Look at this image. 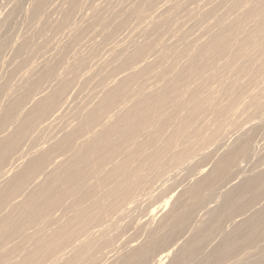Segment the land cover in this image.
Wrapping results in <instances>:
<instances>
[{"label":"bare ground","instance_id":"1","mask_svg":"<svg viewBox=\"0 0 264 264\" xmlns=\"http://www.w3.org/2000/svg\"><path fill=\"white\" fill-rule=\"evenodd\" d=\"M36 1V0H35ZM35 1L32 2L35 3ZM38 1V0H37ZM36 1V2H37ZM45 0H39L36 4H34L31 8L29 7V11L30 9H32V15H29V16H37L39 13H41V10L44 11V2ZM72 1V0H71ZM80 0H73L72 2H69L71 4H69V6L71 5V8L66 10L64 12V15H62L61 17H63L59 22L58 27L57 26H53L54 28L57 29H62L63 27L65 28V26L67 25H70L73 23L71 22V18H72V15H73V10H75V8L80 4L79 2ZM108 1V0H107ZM106 1V3H107ZM111 1V0H110ZM131 1V0H130ZM129 1V2H130ZM139 1V0H138ZM187 1V0H186ZM197 1V0H196ZM204 1V0H203ZM208 1V0H207ZM213 1V0H212ZM5 2V1H4ZM49 2V1H48ZM47 2V4H48ZM59 2V1H57ZM66 2V1H65ZM68 2V1H67ZM127 2V0H126ZM134 2V1H133ZM142 1H139L137 2L136 4H139L141 6V4L143 5V2L141 3ZM147 2V1H145ZM182 2V1H181ZM218 3L216 4L217 6L216 7H213V8H209L207 9L206 8V11L204 10V13H203V18L202 20H205V22H208L207 24L203 23L204 26L201 28V32L202 34H205L208 38L205 40V41H200L201 40V35L200 37H197L196 39H192L191 40V43H189L187 41V38L184 34H181V32H177L181 38H184V40L182 39V41H185V44H182L184 46V48L182 50H177L175 49V47L173 46H165V44L163 45V43L160 41V38L158 37L160 32H164V31H167V32H175V30L173 28H171V25L173 23H170L171 21L173 22L172 19L176 20L175 17L177 14L175 13V11L177 12L178 9V1H177V4L175 5H170L169 7V10H172V9H176L174 11V14L173 12L169 11L170 14H166L165 16L163 14L161 15H156V16H151L147 22V24L144 25V27H141L139 26L140 30H133V33H137L141 30L145 31V32H148L149 34V38H145V41L143 42H140L138 44H136L134 46V50L133 52L131 51L128 55H126V51L124 49L123 51V47L122 50L118 49H111L112 52H118V54H115L116 58L113 57L115 59V64H113L114 68L117 70L119 69L121 72H123L124 74L121 75V77L115 82H113L114 84L112 85H105V84H101L102 85V90H104L105 92H102V94L104 93V96L102 95V99H97V100H100L98 101V104L95 106V107H92V109L90 108V104H89V108L88 111L85 109V112L83 111V113L81 112V114H77L76 116V119L78 120V124L77 126H75L74 128H71L68 129L70 131H68L66 129V131L68 132H65L63 135V137L61 139H58L59 141L55 140L56 143L54 144H49L50 147L48 150H45V151H41L42 149H39L38 150V153H35L37 155L32 156L31 152H27L29 150H25L23 151V146L24 144L26 143V146L27 145V141L29 139L32 140V137H33V132L36 130L37 131V134H38V130L37 129H48L47 128V119L51 118L50 116H56V119L57 118H60L61 117V113H59L61 110V108L63 107V105L65 103H67V101L64 103V98L65 97V94H66V91H68V88L73 84L74 80L75 79H78V78H75L74 77V67L73 66H84V64L82 65V62L81 64L79 63L78 65H73L71 66V68H67L66 69V73H71L69 75H72L71 77L69 76V78L65 79L66 77H63L64 80L62 79L61 81V78H60V83L57 81L59 80L58 77H60V75L58 76V73H56V70L55 68L57 67L56 64L53 65H45L44 68H43V72L41 74L40 77L38 78H32V75H31V78L32 80H30L31 78L29 76L30 81L27 83V86L24 87V90L23 92H21V96L19 97H16L17 100H15L13 97L12 99H14L15 101H13L12 99H9V101H13V104L10 105V107L8 106V108L6 109L5 108V111L3 112L2 114V117H1V121H0V182L3 180L2 178L8 173H12L11 172V169H12V166L13 164L15 163L16 165H18L16 162L19 161L18 163H20V160H22L21 162H23L24 158H28V161L24 163V165L22 166V164L20 165L21 169L20 168H17L18 171L13 172L15 173L8 181H6L3 185L1 184L0 186V249L5 247V245L11 240L10 243H12V240L22 237L23 235L27 238H30L33 242L31 243L29 241V239H27V241H20L22 242L21 244H25V242L27 243L28 241L34 246V248L32 247V245L30 244L29 247L30 249L33 248L32 250L28 251L27 253L23 251H20V252H23L25 254H21L23 257L21 259V261H17L18 263L17 264H35L37 263L38 261L40 260H44L45 258L49 259L48 257H55V259H52L54 261V263L52 262V264H57L58 261H61L63 260V258L61 259L60 257L58 256H62L64 257L63 255H65L64 253V250L66 249L67 250V247L69 246L71 248V245L74 246V240H76L78 238V233L79 232H82V231H86V230H90L89 227H91V225H95V227L97 226H100V225H96V224H100L99 222L101 220H104V216H106L107 214H109L110 212H119L121 208H123L122 211H124V207H126L125 205L127 204H131V202H134L135 198L134 199V182L136 181V179L138 180L139 178V174H138V178H134L133 177L137 174H135L136 170H133L132 166L134 165V163H138L139 161H141V159H145L146 162H149L151 165L152 164H155L158 162L159 158L163 155V154H166L168 151L172 150L175 148L176 144L179 142V140L181 141L183 137H192L191 135V128H194L195 124H197V120L199 117V115L201 114H204L205 112H209V111H212V113H215L218 115L221 114V113H224L225 111H230L232 106H233V103L234 102H241L242 100L244 102H246L244 100V98H246L245 96V90H246V87L250 88L251 87V91H252V88H256L259 87L261 84L264 85V0H220V1H217ZM15 3V2H13ZM51 3V2H50ZM52 3L54 4V2L52 1ZM51 3V4H52ZM61 3V2H60ZM82 3V1H81ZM105 3V4H106ZM131 3V2H130ZM152 3V2H150ZM159 3V2H158ZM168 3V2H167ZM189 3V2H188ZM212 3V2H211ZM214 3V1H213ZM16 4L18 3H15L13 5L15 6H12V8L16 7ZM30 4V3H29ZM46 4V3H45ZM50 4V5H51ZM121 4V3H119ZM127 4V3H126ZM132 4V3H131ZM134 4V3H133ZM148 4V3H146ZM156 4V3H154ZM172 4V3H171ZM174 4V3H173ZM49 5V6H50ZM55 5V4H54ZM91 5V4H90ZM145 5V4H144ZM153 5V4H152ZM183 5V4H182ZM62 6V5H61ZM81 6V4H80ZM121 6V5H120ZM120 6L118 8H120ZM123 6V5H122ZM134 5H132L131 7H133ZM140 6L136 7L139 11L141 10L140 9ZM151 6V5H150ZM148 5V7H150ZM213 5H211L212 7ZM48 7V6H47ZM52 7V5H51ZM50 7V8H51ZM99 7V6H97ZM95 7V10L96 8ZM124 7V6H123ZM130 7V8H131ZM143 7V6H142ZM141 7V8H142ZM147 7V6H146ZM160 7V6H158ZM165 7V6H164ZM19 8V6H18ZM17 8V9H18ZM43 8V9H42ZM57 8V7H56ZM63 8V7H62ZM81 8V7H79ZM83 8V7H82ZM90 8V7H89ZM105 9L107 7H104ZM128 8V7H127ZM126 8V9H127ZM135 8V7H134ZM129 9V12L125 11L124 8L119 9L121 12H118L115 8V11H117L119 14L116 16L118 17L119 19V23H118V26L116 24L117 27H121L120 29H122L124 27V25L127 24L128 20L129 19H133L140 15L138 14V10L137 9ZM144 8V7H143ZM152 8V7H151ZM184 8V7H183ZM16 9V10H17ZM20 9V8H19ZM77 9V8H76ZM104 9V10H105ZM110 9V8H109ZM155 9V8H154ZM193 9V8H192ZM14 9H12L7 15L6 17H4V19L2 20V18L0 19V57L2 56V54L6 51L8 52L9 50H13L14 48H16V50H14V52L16 53H19V50L22 48L20 46L16 47V45H14V40L13 37L12 38H9V36H7L9 32H4V29H7V27H9L11 21H12V16L14 17V12H13ZM98 10V9H97ZM99 10H101L99 8ZM111 10V9H110ZM152 10V9H151ZM195 10V9H193ZM15 11V10H14ZM20 11V10H19ZM42 11V12H43ZM63 11V10H61ZM114 11V10H113ZM113 11H111L110 13H112ZM76 13V10L74 11ZM93 12V11H92ZM95 12V11H94ZM164 12V11H162ZM166 12V11H165ZM187 12V10H186ZM191 12V11H190ZM31 14V12H29ZM100 13V12H99ZM106 13V12H105ZM114 13V12H113ZM185 13V11H184ZM201 13V12H200ZM14 14V15H13ZM18 14V13H17ZM42 14V13H41ZM40 14V16H41ZM78 14V13H77ZM92 14V13H91ZM108 15V13H106ZM158 14V13H157ZM179 14V13H178ZM199 14V13H198ZM43 15V14H42ZM45 15V14H44ZM113 15V14H112ZM142 15V14H141ZM152 15V13H151ZM175 15V16H174ZM192 15V14H191ZM194 15H195V12H194ZM84 17V16H83ZM90 17H92L90 15ZM141 17V16H140ZM189 17V16H188ZM192 17V16H191ZM190 17V19H191ZM196 17V16H195ZM194 17V18H195ZM198 17V16H197ZM34 18V17H33ZM36 18V17H35ZM40 18V17H39ZM99 18V17H98ZM139 18V17H138ZM148 18V17H147ZM193 18V17H192ZM15 19V18H14ZM54 19V18H53ZM85 19V17H84ZM88 19V18H86ZM96 19V17L94 18ZM115 19V18H114ZM117 19V20H118ZM189 19V18H188ZM200 19V18H199ZM197 18V20H199ZM32 20V18H31ZM73 20V19H72ZM97 20V19H96ZM134 20V19H133ZM54 21V20H53ZM93 21V20H92ZM95 21V20H94ZM114 21V20H113ZM136 21V20H135ZM140 21V20H139ZM186 21V19H185ZM196 20H192V22ZM201 21V19H200ZM30 22V21H29ZM74 22V21H73ZM102 22V20H101ZM99 22V23H101ZM104 22V21H103ZM191 22V23H192ZM13 23V21H12ZM70 23V24H69ZM89 23V22H88ZM91 23V21H90ZM96 23V22H95ZM98 23V24H99ZM175 23V22H174ZM178 23V22H177ZM184 23V22H183ZM194 23V22H193ZM192 23V24H193ZM200 24V22H198ZM45 24V23H43ZM103 24V23H102ZM101 24V25H102ZM196 24V23H195ZM198 24V26H199ZM15 25V24H13ZM38 25V24H37ZM55 25V24H54ZM70 25L72 28L73 26L75 25ZM88 25V24H87ZM114 25V24H113ZM128 25V24H127ZM194 25V24H193ZM40 26V25H39ZM82 26V25H81ZM105 26V25H103ZM115 26L116 30H118V28ZM123 26V27H122ZM182 26V25H181ZM195 26V25H194ZM197 26V25H196ZM45 27V26H44ZM50 27V26H49ZM62 27V28H60ZM99 27V26H98ZM137 27V25H136ZM201 27V26H200ZM68 30L67 32L71 31V29ZM75 28V27H74ZM85 28V27H84ZM93 28V27H92ZM126 28V27H125ZM182 28V27H181ZM191 28V27H190ZM196 28V27H195ZM9 29V28H8ZM90 29V28H89ZM88 29V30H89ZM103 29V28H102ZM64 30V29H63ZM67 30V29H66ZM74 30V29H73ZM72 30V32H73ZM81 30V29H80ZM86 30V29H85ZM114 30V29H112ZM111 30V31H112ZM178 30V29H177ZM179 30H181L179 28ZM178 30V31H179ZM20 31V30H19ZM49 31H52V30H49ZM61 31V30H60ZM76 31V30H74ZM104 31V30H103ZM115 31V30H114ZM119 31V30H118ZM56 32V31H55ZM70 32V33H72ZM82 32V31H81ZM116 32V31H115ZM113 32V33H115ZM123 32V31H122ZM132 32V31H131ZM143 32V33H145ZM175 32V33H176ZM190 32V31H189ZM195 32V31H194ZM5 33L7 35H5ZM74 33V32H73ZM85 33V32H84ZM98 33V32H97ZM112 33V34H113ZM141 33V32H140ZM20 34V33H19ZM69 34V33H68ZM81 34V33H80ZM99 34V33H98ZM122 34V33H121ZM198 34V33H197ZM13 35V34H12ZM25 35V34H23ZM52 35V34H51ZM72 35V34H70ZM69 35V36H70ZM75 35V34H73ZM106 35V34H105ZM123 35V34H122ZM147 35V34H146ZM163 35V34H162ZM165 35V34H164ZM16 36V35H15ZM29 36V35H28ZM59 36V35H58ZM67 36V37H69ZM89 36V35H88ZM103 36V35H102ZM115 36H116V33H115ZM120 36V35H119ZM180 36H179V39H180ZM27 37V36H26ZM104 37V36H103ZM121 37V36H120ZM141 37V36H140ZM16 38V37H15ZM28 38V37H27ZM30 38V37H29ZM74 39V37H72ZM70 39V40H73V39ZM77 38V37H75ZM111 38V36L109 37V39ZM123 38V37H122ZM165 38V37H164ZM53 39V38H52ZM63 39V38H62ZM90 39V38H89ZM104 39V38H103ZM163 39V38H162ZM49 40V39H47ZM75 40V39H74ZM77 40V39H76ZM108 40V39H107ZM117 40V39H116ZM170 40V39H169ZM28 41V40H26ZM60 41V40H59ZM106 41V40H105ZM125 41V40H124ZM181 40H179L180 42ZM16 43H18L16 41ZM21 43V42H19ZM23 43V42H22ZM44 43V42H43ZM47 43V42H46ZM45 43V44H46ZM56 43V42H55ZM74 43V42H73ZM81 43V42H80ZM118 43V42H117ZM167 43V42H166ZM181 43V42H180ZM48 44V43H47ZM57 44V43H56ZM101 44V43H100ZM120 44V43H119ZM172 44V43H171ZM177 44V43H176ZM22 45V44H21ZM25 45V44H24ZM53 45V44H52ZM51 45V46H52ZM61 45V44H60ZM72 45V43H71ZM81 45V44H80ZM111 45H112V42H111ZM117 45V44H115ZM23 46V45H22ZM44 46V45H43ZM57 46V45H56ZM85 46V45H84ZM113 46V45H112ZM70 47V46H69ZM50 48V47H49ZM96 48V47H95ZM94 48V49H95ZM25 49V48H24ZM45 49V48H44ZM132 49V48H131ZM22 50V49H21ZM33 50V49H32ZM39 50V49H38ZM49 50V49H48ZM69 50V48H68ZM107 50V49H106ZM31 51V50H30ZM88 51V50H87ZM12 52V51H11ZM13 52V53H14ZM49 52V51H48ZM65 52V51H64ZM125 52V53H124ZM254 52V53H252ZM5 53L3 55H5ZM10 53V52H8ZM21 53V52H20ZM41 53V52H40ZM109 53V52H108ZM113 53V54H114ZM15 54V53H14ZM44 54V53H43ZM53 54V53H52ZM94 54V53H93ZM97 54V53H96ZM112 54V53H111ZM184 56V60L185 62H187L184 66V64L182 65V69L179 70L177 69L174 64H173V61H175L176 59H178V56ZM8 55V54H7ZM10 55V54H9ZM17 55V54H15ZM65 55V54H64ZM66 56V55H65ZM71 56V55H70ZM75 56V55H74ZM94 56V55H93ZM92 56V57H93ZM114 56V55H113ZM150 56H153L155 57V59H151V61H147L148 60V57ZM182 56V57H183ZM11 57V56H10ZM47 57V56H46ZM61 57V56H60ZM73 57V56H72ZM81 57V56H80ZM181 57V59H182ZM8 58V57H7ZM45 58V57H44ZM43 58V59H44ZM86 58V57H85ZM101 58V57H100ZM109 58V57H108ZM180 58V57H179ZM23 59V58H22ZM21 59V60H22ZM47 59V58H46ZM54 59V58H53ZM57 59V58H55ZM77 59V58H76ZM89 59V58H88ZM147 59V60H146ZM51 60V59H50ZM60 60V59H59ZM91 60V59H90ZM88 60V61H90ZM108 60V59H107ZM179 60V59H178ZM63 61V59H62ZM7 62V61H6ZM22 62V61H21ZM43 62H45L43 60ZM55 62V61H54ZM106 62V61H104ZM110 62V61H108ZM179 62V61H178ZM3 63V62H2ZM51 63V62H50ZM60 63V62H59ZM89 64V63H88ZM96 64V63H95ZM101 64V63H100ZM100 64H98L100 66ZM178 64V63H177ZM10 65V64H9ZM30 65V64H29ZM97 65V67H98ZM104 65V66H103ZM100 66V69L98 68L99 71L95 70L92 74V76H94V78L92 79V76L90 75V79H92L94 82L95 79L98 78V82L102 83L100 80H103V78L105 77V73L106 71H104V69L102 68L103 67H106L105 64H103ZM109 65V63H108ZM43 66V65H42ZM56 66V67H55ZM62 66V65H61ZM178 66V65H176ZM181 66V65H180ZM40 67V66H39ZM68 67V66H67ZM77 67V68H78ZM92 67V66H91ZM21 68V67H20ZM90 67H88L89 69ZM95 68V66H94ZM112 69V67H110ZM23 69V67H22ZM103 69V70H102ZM106 69V68H105ZM108 68V70H111ZM115 69H113L114 71H116ZM36 70V69H35ZM38 70V69H37ZM41 70V69H40ZM78 70V69H77ZM94 70V69H92ZM101 70V71H100ZM107 70V69H106ZM112 70V71H113ZM32 71V70H31ZM34 71V70H33ZM89 71H91L89 69ZM88 71V72H89ZM104 71V72H103ZM111 73L113 74L114 71ZM40 72V71H39ZM87 72V73H88ZM118 74H115L114 75H119L121 73H119V71H117ZM65 73V74H66ZM26 74V72H25ZM31 74V72H30ZM33 74V73H32ZM35 74V73H34ZM60 74V73H59ZM84 74V73H83ZM86 74V73H85ZM84 74V75H85ZM90 74V73H89ZM24 75V74H23ZM83 75V76H84ZM58 76V77H57ZM62 76V75H61ZM66 76V75H65ZM76 76V74H75ZM79 75L77 74V77ZM87 76V74H86ZM96 76V78H95ZM104 76V77H103ZM4 77V76H3ZM26 77V79H27ZM118 77V76H117ZM53 78L57 81H54L56 83H58L57 85H59V87H57L56 90H52L50 88V90L48 91L47 88H45V84H43L42 82H46L48 80H53ZM150 79L153 78L155 79V81H157L159 84L157 86L156 89H151L149 90L147 87H146V80L147 79ZM23 79V77H22ZM115 79V78H114ZM243 79L246 80L245 83H243ZM28 80V79H27ZM85 80L86 81H89L87 80V78L85 77ZM84 80V85L87 83L85 82ZM105 80V78H104ZM107 80V78H106ZM111 80V79H110ZM109 80V81H110ZM4 81V80H3ZM12 81V80H11ZM79 81V80H78ZM27 82V81H26ZM50 82V81H49ZM56 85V83H54ZM91 82V81H90ZM91 82V83H92ZM96 82V80H95ZM97 82V83H98ZM112 82V81H111ZM197 83V85L194 87V86H191L192 84H190V86H188L187 83ZM47 83V82H46ZM79 83V82H78ZM89 83V82H88ZM4 84V83H3ZM9 84V83H8ZM76 84V83H75ZM152 84V83H151ZM150 84V85H151ZM156 84V83H155ZM215 84L216 85V89H214L213 87H211V85ZM49 85V84H48ZM46 85V86H48ZM77 85V84H76ZM83 85V84H82ZM98 85V84H96ZM95 85V86H96ZM195 85V84H194ZM4 86V85H3ZM3 86L1 87L0 89V94H2L3 92H6V90L4 91L5 88H3ZM7 86V85H6ZM18 86V85H17ZM42 86L44 87V89L42 88ZM89 86V85H87ZM100 86V85H98ZM9 87V86H8ZM7 87V88H8ZM19 87V86H18ZM16 87V89L18 88ZM51 87V85H50ZM53 88V87H52ZM56 88V87H55ZM99 88V87H98ZM11 89V88H10ZM101 90V88H99ZM261 90L264 89L263 87L260 88ZM259 89V90H260ZM13 90V89H12ZM19 90V89H17ZM70 90V89H69ZM78 90V89H77ZM81 90V89H80ZM84 90V89H83ZM86 90V89H85ZM94 90V89H93ZM97 90V89H96ZM258 90V89H257ZM258 90V91H259ZM11 91V90H10ZM15 91V90H14ZM256 91V92H258ZM70 92V91H69ZM72 92V91H71ZM97 92V91H96ZM263 93V91H261V94ZM5 94V93H4ZM11 94V93H10ZM13 94V92H12ZM11 94V95H12ZM15 94V92H14ZM68 94V93H67ZM72 94V93H71ZM221 94L225 95V101H224V105L221 107V106H218V103H217V100L219 98H221L220 96H222ZM259 94V93H258ZM11 95L10 98H11ZM19 95V93H18ZM77 95V94H76ZM101 95V94H99ZM5 96H8L7 94ZM14 96V95H13ZM17 96V95H15ZM14 96V97H15ZM261 96H263L261 98ZM259 95V97L264 100V95ZM2 97V96H1ZM0 97V98H1ZM29 97L31 100L34 99L35 101V105L34 107H30L29 105V111H26V116L23 117L22 119L20 118L19 119V116H18V111L19 109L21 108V106H23L25 104V102L28 100V102L30 101L29 100ZM64 97V98H63ZM76 97V96H75ZM223 97V96H222ZM250 97V96H249ZM252 97V96H251ZM7 98V97H6ZM86 98V97H85ZM97 98V97H96ZM73 99V98H72ZM249 99V98H248ZM251 99V98H250ZM6 100V99H5ZM87 100V99H86ZM91 100V99H90ZM95 100V99H94ZM222 100V99H221ZM255 100V99H254ZM77 100H75L76 102ZM88 101V100H87ZM7 102V100H6ZM5 102V103H6ZM84 102V101H83ZM220 102V101H219ZM248 102V101H247ZM255 102L254 103V106L253 108L255 107L256 109L260 108L261 105H262V101H260V99H256V101H253ZM252 102V103H253ZM264 102V101H263ZM9 103V102H8ZM87 103V102H86ZM94 103V104H95ZM29 104V103H28ZM32 103H30L31 105ZM70 104V103H69ZM77 104V103H76ZM75 104V105H76ZM80 104V103H79ZM78 104V105H79ZM240 104V103H239ZM249 104H251V101L249 102ZM248 104V105H249ZM27 105V102L26 104ZM24 105V106H25ZM61 105V106H60ZM68 103L66 104V107H67ZM82 105V104H81ZM80 105V107H81ZM240 105H243V104H240ZM5 105V107H7ZM23 106V107H24ZM65 106V105H64ZM71 106V105H70ZM85 106V105H84ZM83 106V107H84ZM250 106V105H249ZM86 107V106H85ZM113 107H116L117 109H119L117 111V114L115 116L114 119H111V114L113 113ZM234 107V106H233ZM252 107V106H251ZM25 108V107H24ZM23 108V109H24ZM32 108V109H31ZM65 107H63L62 109H64ZM82 108V107H81ZM79 108V110L81 109ZM87 108V107H86ZM83 109V108H82ZM242 109H245L244 107ZM251 109H248L247 111L250 110L251 112ZM3 109H1L2 111ZM27 110V109H25ZM65 110V109H64ZM109 110H113L112 112H110L109 114ZM116 110V109H115ZM260 110V109H259ZM264 110V109H263ZM24 111V110H23ZM63 111V110H62ZM81 111V110H80ZM180 111H183L185 112V118L183 120H180L179 119V124L176 125V126H173L172 123H171V120H173L172 116L173 114L175 115H178V113ZM66 113L68 114L66 111H63L62 113ZM116 112V111H115ZM232 112H235V111H232ZM253 112V111H252ZM251 112V113H252ZM260 112V111H259ZM262 112V111H261ZM75 113V112H74ZM248 115L250 116L249 112H247ZM255 113V111H254ZM258 113V112H257ZM20 114V113H19ZM109 114V115H108ZM181 114H184V113H181ZM227 114V113H226ZM231 114V113H230ZM172 115V116H171ZM252 115L254 116V114L252 113ZM64 116V115H63ZM69 116V115H68ZM226 116V115H225ZM21 117V116H20ZM65 117V116H64ZM61 117L62 120H64L65 118ZM108 117V118H107ZM55 118V117H54ZM51 120V122L53 121V119ZM178 118V117H177ZM182 118V117H180ZM233 118V117H232ZM255 118V117H254ZM55 119V120H56ZM69 119H72L71 117ZM108 120V122H105V120ZM201 119V118H200ZM217 119V118H216ZM221 118H219L220 120ZM253 119V118H252ZM67 120V119H65ZM74 121V119H72ZM176 120V119H175ZM204 120V119H203ZM223 119H221L222 121ZM257 120V119H256ZM13 124L15 123V125H17L15 127L12 126V129L10 131H7V128H3L4 126L8 127L9 122ZM50 121V120H49ZM60 121V120H58ZM177 121V120H176ZM201 122V120H198ZM51 122H48V123H51ZM57 122V120L55 121ZM55 122H52V123H55ZM71 122V121H70ZM76 122V121H75ZM197 122V123H196ZM199 122V123H200ZM222 122H225L222 121ZM8 123V125H7ZM17 123V124H16ZM51 123V124H52ZM65 123H68V121ZM221 123V122H220ZM231 123V122H230ZM228 123V124H230ZM240 123V122H239ZM242 123V122H241ZM12 124V125H13ZM70 124V123H69ZM75 124V123H74ZM243 124V123H242ZM50 125V124H49ZM235 125V124H234ZM233 125V126H234ZM240 125V124H239ZM52 126V125H51ZM65 126V125H64ZM70 126V125H69ZM74 126V125H73ZM172 126V127H171ZM199 125H197L196 127H198ZM201 126V125H200ZM204 126V124H203ZM201 126V127H203ZM213 126V125H212ZM217 126V125H216ZM215 126V127H216ZM219 126V125H218ZM214 127L215 130L211 131V133L213 132L214 134L220 132V128L219 127ZM221 126V125H220ZM232 126V127H233ZM238 126V125H237ZM243 127V125H241ZM65 127H68L67 125ZM64 127V128H65ZM168 127H171L172 129V132L168 135H166V133H164V129L168 128ZM174 127V128H173ZM200 127V128H201ZM239 127V126H238ZM14 128V129H13ZM62 128V127H61ZM63 128V129H64ZM95 128V130H93ZM97 128V130H96ZM199 128V129H200ZM205 128V127H204ZM203 128V129H204ZM213 128V127H212ZM222 128V127H221ZM8 129H10L8 127ZM41 129V130H42ZM45 129V130H46ZM63 129H60L61 131ZM198 128H195L193 130V141L192 139L191 140V144L193 145L192 142H194V138L196 139L195 141L197 142V140H200L199 142H205L203 141V139L201 140L200 138L204 137L202 136L203 135V129L201 128L199 130ZM247 129V128H246ZM49 130H50V126H49ZM59 130V129H58ZM59 130V131H60ZM211 130V129H210ZM209 130V131H210ZM60 131V133H62ZM207 131V130H205ZM205 132L204 134H207V135H213L212 134H208V132ZM224 131V130H223ZM221 131V132H223ZM237 131V130H236ZM248 131V130H247ZM42 132V131H41ZM46 132V131H45ZM55 132V131H54ZM64 132V131H63ZM201 132H203L201 134ZM251 132V131H250ZM36 133V132H35ZM210 133V132H209ZM230 133V132H229ZM236 133V132H235ZM246 133V132H245ZM249 133V132H248ZM40 134V133H39ZM38 134V135H39ZM54 134V133H53ZM221 134V133H220ZM219 134V135H220ZM227 134V133H226ZM224 134V135H226ZM240 134V133H239ZM244 134V132L242 133V135ZM59 135V133H58ZM57 135V136H58ZM147 136V138H145V141L142 142L140 141V143L138 142V138L140 136ZM201 135V136H200ZM218 134H216L217 136ZM218 135V137H219ZM223 138V134H221ZM240 135V136H242ZM245 135V134H244ZM246 135H248L249 137V134L246 133ZM215 136V137H216ZM43 137V136H42ZM46 137V136H45ZM44 137V138H45ZM50 137V135H49ZM211 136H209L210 138ZM214 137V138H215ZM216 137V138H218ZM226 137V136H225ZM244 137V136H243ZM241 137V138H243ZM34 138V137H33ZM56 138V137H55ZM213 137L210 138V140L212 139ZM219 137V140L221 139ZM237 138V137H236ZM245 138V137H244ZM43 139V138H42ZM143 139V137H142ZM189 139V138H188ZM206 139V137H205ZM204 139V140H205ZM40 140V138H39ZM80 140V142H79ZM83 140V141H82ZM178 140V141H177ZM209 140V139H207ZM209 140V142H210ZM216 139H213L212 141H214ZM218 140V142H219ZM222 140V139H221ZM220 140V141H221ZM245 140V139H244ZM30 141V140H29ZM159 141H162L161 143ZM189 141V140H188ZM232 141V140H231ZM234 141V140H233ZM249 141V140H248ZM251 141V140H250ZM32 142V141H30ZM50 142V141H49ZM52 142V141H51ZM54 142V141H53ZM184 142V141H182ZM208 143H204V144H209ZM215 142V141H214ZM217 142V141H216ZM217 142V144H218ZM224 142V140H223ZM238 145H239V140L237 141ZM245 142V141H244ZM247 142V141H246ZM29 143V142H28ZM45 143H47L45 141ZM137 148L133 149L131 148V146H134L135 144H137ZM156 143H159V144H162V146L158 149H155V151L152 152V148L154 149V145ZM190 143V141H189ZM222 143V141H221ZM236 143V142H235ZM180 143H178V146H179ZM185 144V142L183 143ZM201 143V146L203 147V145ZM225 144V143H224ZM241 145L239 146H235L236 149L233 147L232 149H235L232 151V149H230L231 151L228 153L223 151L224 153H226L224 156L222 155V158L221 160L217 163V166L216 169H214L215 167H213L214 172H209V176L205 175L206 177H202L203 179H201L199 176V183L197 184V186H195V189L191 190V188H194V187H191V188H187L188 191H185L186 192V197L189 195L191 196V193H192V196L193 199H195L194 201H197L199 202V200H196L197 199H200L201 202L204 203V199H201L204 197V195L200 194V192H202L203 190H201L202 188H209V187H212V184L214 182H216L217 180V183H222V181H224L225 179L224 178H227V174L229 173V171H232V168L231 170H229V166L231 165V163H233L235 161V159L245 150H248L252 147H249L246 145V143H241ZM48 145V146H49ZM204 145V147L206 146ZM209 145H212V144H209ZM222 147L223 144H221ZM31 146V145H30ZM37 146V145H36ZM184 145H182L183 147ZM196 146V144H195ZM200 148V143L199 145ZM180 147V150L182 152V150L184 151V148L181 149V145L179 146ZM185 147V150H186V146ZM201 147V148H202ZM215 147V146H214ZM229 147V146H228ZM249 147V148H247ZM25 148V147H24ZM30 148V147H29ZM28 148V149H29ZM41 148V147H40ZM178 148V147H177ZM231 148V147H230ZM247 148V149H246ZM47 149V148H46ZM151 150V151H148ZM204 149V148H203ZM228 149V148H227ZM250 149V150H251ZM200 150V149H199ZM208 150V149H207ZM229 150V149H228ZM148 151V152H147ZM178 151V150H177ZM227 151V150H226ZM34 152V151H33ZM203 152V151H202ZM222 152V151H221ZM220 152V155L222 154ZM244 152V154H245ZM16 153V154H15ZM249 153V152H247ZM18 154V155H17ZM170 154V153H169ZM243 154V153H242ZM243 154V155H244ZM13 155H16L15 156V160L13 159ZM52 155H56V157H61L58 161H53L51 160L52 158ZM191 151L190 150H186L185 152H182L180 155L176 156L175 157V161L178 163L177 165H179V162L182 163V161L184 162H188L189 158H191ZM13 156V157H12ZM32 156V157H30ZM170 157V155H168ZM167 156V157H168ZM13 159V161H10L8 162V160L11 158ZM30 157V158H29ZM118 157H120V160H116L119 159ZM194 157V156H193ZM192 157V158H193ZM241 157V156H240ZM166 158V157H165ZM246 158V156L244 157ZM242 158V160L244 159ZM168 159V158H167ZM115 160L117 162H115ZM163 161V159H160ZM159 160V161H160ZM186 160V161H185ZM246 160V159H245ZM144 161V160H142ZM237 161V159H236ZM5 162H8V164L6 166L9 165V168L6 170H4L3 168L6 167L4 166L5 165ZM166 162V160H165ZM163 163V162H162ZM175 163V162H174ZM14 164V165H15ZM149 164V165H150ZM15 165V166H16ZM107 165H110V168H106L105 167ZM144 165V164H143ZM142 165V166H143ZM146 166L149 167V165H147L145 163ZM183 165V164H182ZM189 165V164H188ZM234 165V164H233ZM237 165V163H236ZM235 165V166H236ZM14 166V169L16 167H19V166ZM58 166H61V167H58ZM137 166V165H135ZM141 166V167H142ZM58 170L60 169L62 172H64V174H60V173H56V170L57 168ZM144 167V166H143ZM152 166H150L151 168ZM154 167V165H153ZM162 167V165L160 166ZM187 167V166H186ZM54 168L56 170H54ZM138 168V167H137ZM13 169V170H14ZM155 169V168H153ZM151 169V170H153ZM157 169V168H156ZM52 170L56 173V176H55V173L52 172ZM59 170V172H61ZM146 170L147 167H146ZM160 170V169H159ZM205 170V169H204ZM238 170V169H237ZM10 171V173H9ZM15 171V170H14ZM154 171V170H153ZM152 171V172H153ZM200 171V170H199ZM202 171V170H201ZM200 171V172H201ZM58 172V171H57ZM61 172V173H62ZM104 172V173H103ZM139 172V171H138ZM141 172V171H140ZM139 172V173H140ZM151 172V174H152ZM156 172V170H155ZM159 172V171H158ZM157 172V173H158ZM235 172V171H234ZM237 172L239 171H236L235 173H233L232 175L236 174ZM54 173V174H52ZM149 173H150V169H149ZM199 173V172H198ZM264 173V172H262ZM59 174V177L58 175ZM156 174V173H155ZM161 174V173H159ZM158 174V175H159ZM239 173H237V176H238ZM54 175V176H53ZM60 175H62L60 177ZM163 175V174H161ZM168 175V174H167ZM202 175V174H201ZM231 175V173H230ZM261 176V173L258 174V176ZM264 175V174H263ZM43 176V177H41ZM137 176V175H136ZM144 176V175H142ZM152 176V175H151ZM150 176V177H151ZM157 176V175H156ZM197 176V175H196ZM224 176H227V177H224ZM253 177L251 178L248 177L246 178V180L244 181V183L242 184L239 183V187L233 189L231 191V193L229 192V194H226L225 196H227L226 198V201L224 203H222L224 206L223 207H226V202L227 204L232 200L235 201V204L232 205L231 208H225L226 210H230L232 209V211L234 210L235 211H242L244 212V210H251V211H254L255 210H252V208H247L248 206V201L247 198L246 200H242L244 199L245 197L242 196V193L244 191H246V189H250V193H251V188H255L256 186L259 185V183H261L262 181L259 179V177H254V176H257V175H252ZM6 177V176H5ZM41 177L43 178V180L41 182H38V178ZM233 177V176H230V178ZM152 178V177H151ZM171 178V177H170ZM221 178H223L224 180H222ZM250 178V179H249ZM257 178V179H256ZM264 178V176L262 177ZM6 179V178H4ZM89 179H92V181L94 180V182L91 184ZM143 179V178H142ZM141 179V181H142ZM164 179V178H162ZM197 179V178H196ZM228 179V178H227ZM259 179V180H258ZM40 180V179H39ZM158 180V179H157ZM258 180V184L256 183V181ZM264 181V179H262ZM91 181V182H92ZM140 181V180H139ZM138 181V182H139ZM146 182V179L144 180ZM169 181V180H168ZM227 182L230 181V180H226ZM225 181V183H226ZM233 181V180H232ZM230 181V182H232ZM261 181V182H260ZM137 182V183H138ZM197 182V181H196ZM160 183V182H159ZM237 183V182H236ZM264 183V182H262ZM261 183V185L263 186V184ZM136 184V182H135ZM146 184V183H145ZM156 184V183H155ZM161 184V183H160ZM235 184V183H234ZM254 184H256V186H253ZM142 185V184H141ZM158 184H156L157 186ZM195 185V183H194ZM193 185V186H194ZM211 185V186H210ZM224 185V183H223ZM222 185V186H223ZM237 185V184H236ZM260 185V186H261ZM140 186V185H139ZM146 185H144L145 187ZM209 186V187H208ZM231 186V185H230ZM235 186V185H233ZM238 186V185H237ZM251 186V187H250ZM253 186V187H252ZM258 186V188L260 187ZM260 188V190H256L258 189L256 187V191L257 193L258 192H263L264 194V190L262 187ZM138 187V186H137ZM152 187V186H151ZM161 187V186H160ZM165 187V186H164ZM177 187V186H176ZM185 187V186H184ZM216 187V184L214 183L213 185V189ZM250 187V188H249ZM156 188V187H155ZM162 188V187H161ZM172 188V186H171ZM169 188V189H171ZM219 188V186H218ZM232 188V187H231ZM253 188V190H254ZM144 189V188H143ZM142 189V190H143ZM148 189V187H147ZM163 189V188H162ZM212 189V188H211ZM212 190H209V189H206V190H209L208 192L210 191H213ZM141 190V191H142ZM161 190V189H160ZM166 190V189H165ZM186 190V189H184ZM254 190V191H255ZM28 191V192H26ZM147 191V190H146ZM27 194H26V193ZM140 192V191H139ZM152 192V191H151ZM168 192V191H167ZM185 192H181L182 197L184 196ZM226 192V193H228ZM261 192V193H262ZM102 195H101V194ZM149 193V192H148ZM146 193V194H148ZM188 193V194H187ZM211 193V192H210ZM245 193V192H244ZM249 193V190L247 192V194ZM259 193V194H261ZM26 194V196L24 195ZM180 194V195H181ZM204 194V193H203ZM209 194V193H207ZM245 193V195H247ZM251 194H256V193H251ZM24 195L25 199L23 201L20 200V202L18 201V199L20 198H24L22 197ZM142 195V194H141ZM203 197H202V196ZM244 195V194H243ZM250 195V194H249ZM256 194V197L254 195V198H257L259 199L261 196ZM144 196V195H143ZM142 196V197H143ZM196 196V197H195ZM207 196V195H206ZM241 196V197H239ZM252 196V195H251ZM260 196V197H259ZM264 196V195H263ZM141 197V198H142ZM172 197V196H171ZM181 197L180 201V205H183V198ZM186 197L184 198V200L186 201ZM239 197L242 201L240 203H238V201L240 199H238V201H236V199ZM244 197V198H243ZM247 197V196H246ZM250 198V196H248ZM65 198H71V203L70 205L68 204V206L70 207L71 210L74 211L75 213V216L71 219H69L67 222L64 221L65 224H62V225H59L57 226L56 228L53 229V226L55 225V222L57 221H53L52 219V213L56 210H60L59 208L62 207V203H63V200H65ZM150 198V197H149ZM176 198V196H175ZM189 198V197H188ZM234 198V199H232ZM252 198V197H251ZM134 199V200H133ZM171 199V198H169ZM189 199H192V198H189ZM188 199V200H189ZM207 199V198H205ZM225 199V198H224ZM232 199V200H231ZM256 199V200H257ZM264 199V198H263ZM262 198L259 200V201H262L263 200ZM251 200V199H249ZM253 201V199L251 200V204L250 206L252 205L253 202H257V201ZM66 201V200H65ZM64 201V202H65ZM140 201V200H139ZM193 201V200H192ZM193 201V202H194ZM244 201V202H243ZM258 201V202H259ZM19 202V203H18ZM68 202V201H67ZM65 202V203H67ZM189 202L191 203V201L189 200ZM200 204L202 205L203 203ZM237 202V204H236ZM64 203V205H65ZM135 203V202H134ZM168 199L167 200H164V205L163 207L169 205L168 204ZM171 203V202H170ZM195 203V202H194ZM233 203V202H232ZM250 203V201H249ZM260 203V202H259ZM172 204V203H171ZM175 204V203H174ZM177 204V203H176ZM198 205V208L199 206H201L199 203H197ZM221 204V205H222ZM230 204V203H229ZM228 204V206H229ZM256 204V203H255ZM152 205V204H151ZM185 205V204H184ZM254 205V204H253ZM258 205V203H257ZM67 204L65 205L64 208H66ZM175 206V205H174ZM173 206V207H174ZM186 207H188V205H185ZM190 207H188V209L186 211H184L182 214H179V212L177 211V214H172L173 212H175L176 210L172 208H169L170 211L167 212L166 214V217L169 221V223L167 224L166 219L162 221L165 222V224H167V226L165 227V224H163L161 222V225L163 224L165 228H167V230H169L170 228V231H167V235L166 233H162L160 235H165V237L168 236V238H170L169 236H172V240L171 241H175L173 240L174 238L173 237H176L175 236V233H174V236L172 235V232H177V234H179V231L181 229H183L185 226H187L186 228H188L189 224L191 222L189 221H192V219L190 220L191 217H194L196 213V211H198V209L196 210L195 209V204L191 205L189 204ZM231 206V204H230ZM229 206V207H230ZM249 206V207H250ZM264 206V205H263ZM62 207V208H63ZM222 207V206H219V208ZM253 209H256L254 208V206H252ZM64 208H63V212L60 210V212L63 213V215L66 214V212H64ZM152 208V207H151ZM155 208V207H154ZM153 210H151L150 212L153 213V212H156V209L155 208ZM159 208V206H158ZM175 208V207H174ZM181 208H185L183 206H181ZM216 209L217 210H219ZM247 208V209H245ZM264 208V207H263ZM263 208H260V209H263ZM8 209V214H4L2 215V211ZM177 209V208H176ZM181 209V211H183ZM194 209L196 211H194ZM207 209V207H206ZM222 209V208H221ZM220 209V210H221ZM223 208V211L225 213V210ZM128 210V209H127ZM174 210V211H173ZM180 210V208H179ZM201 210V209H200ZM219 210V211H220ZM7 211V210H6ZM55 211V212H56ZM67 212H69L68 208L67 210H65ZM158 211V210H157ZM173 211V212H172ZM212 211V210H211ZM214 211V210H213ZM216 211L214 212H210V213H215ZM222 211V213H223ZM259 211V214L256 215V212L255 213H251V218L249 216V220H246V221H241L240 223H238V225L236 226V224L233 226L232 228V233L231 235H229L228 237H224L227 238L223 239L224 242H225V245L227 246L226 248L229 249V250H232V247H233V244H235V241H237L236 239L240 236L242 237V233L246 231L247 233V230L253 232L252 235L255 234V236H259L260 233H262L264 231V225L261 224L262 222H264V220H262L263 217H261V213L259 209H257V213ZM59 212V211H58ZM195 212V213H194ZM221 212V211H220ZM227 212V211H226ZM242 212V213H243ZM249 213V211H247ZM246 212V213H247ZM61 213V215H62ZM65 213V214H64ZM111 213V214H112ZM122 213V212H121ZM124 213V212H123ZM122 213V214H123ZM194 213V214H193ZM224 213L222 214L223 215V218H224ZM228 213V214H227ZM225 213L226 215H230L229 214V211ZM246 213H243V214H246ZM58 214V213H57ZM57 214H55L57 216ZM73 214V213H72ZM126 214V213H125ZM161 214V213H160ZM163 214V213H162ZM206 214V213H205ZM216 214V213H215ZM217 214H219V212L217 211ZM216 214V215H217ZM232 215L234 214L233 212L231 213ZM239 214V213H238ZM151 215V214H150ZM193 215V216H192ZM211 216V214H208ZM207 215V216H208ZM214 215V214H213ZM216 215H214L216 217ZM240 215V214H239ZM263 215V214H262ZM55 216V217H56ZM110 216V215H108ZM107 216V220H108V217ZM120 216H122L120 214ZM212 216V217H214ZM235 216H238L237 215V212H235ZM243 216V215H241ZM69 217V216H68ZM114 217V214L111 218ZM117 217V216H116ZM125 217V216H124ZM130 217V216H129ZM206 217V216H205ZM219 217V216H217ZM110 218V219H111ZM119 218V216H118ZM199 218V217H198ZM211 219V217H209ZM231 218L235 219L233 216H231ZM109 219V220H110ZM122 219V218H121ZM124 219V218H123ZM213 219V220H212ZM211 219V223H214V219L215 218H212ZM218 218H216L217 220ZM219 219H222V217L220 216ZM264 219V218H263ZM55 220V219H54ZM106 220V222H107ZM108 220V221H109ZM115 220V219H114ZM209 220V219H208ZM230 220V219H228ZM237 220V219H236ZM236 220H232L231 223H234L236 222ZM52 221V222H51ZM105 221V220H104ZM120 221V220H119ZM118 221V222H119ZM198 221V220H197ZM203 221V220H202ZM220 221V220H218ZM53 223V226L52 228L49 227V229H51L50 234H48V237L46 236L45 238L42 236L43 234H47L46 230L48 229L47 225L49 223ZM61 222V221H60ZM124 222V221H123ZM189 222V223H188ZM216 222V221H215ZM228 222V221H226ZM238 222V221H237ZM236 222V223H237ZM40 224L39 226L42 228V224H47L46 225V228H42L44 229L45 233L42 232L41 236L43 237H38V235H36V233H26L27 235L24 234V231L26 228L30 227H33L37 224ZM42 223V224H41ZM57 223H59L57 221ZM104 223V222H103ZM102 223V224H103ZM201 223V222H200ZM205 224V229L208 227L206 226V222H204ZM61 224V223H59ZM110 224V223H109ZM122 224V223H121ZM120 224V225H121ZM188 224V225H187ZM209 224V223H208ZM207 224V225H208ZM107 225V224H105ZM160 225V226H161ZM163 225H162V228H163ZM192 225V224H191ZM39 226H36V227H39ZM56 226V225H55ZM78 226V227H77ZM159 226V225H158ZM213 226V225H212ZM211 226V227H212ZM106 227V226H105ZM114 227V225H113ZM203 226H201L202 228ZM210 227V228H211ZM220 227V226H219ZM236 227V228H235ZM41 228L39 229H36L38 230V232H41L39 230H41ZM77 228V229H75ZM93 229V227H91ZM102 228V227H101ZM109 227H107L108 229ZM120 228V227H119ZM158 230L159 233H161V229ZM185 228V231L187 232ZM198 227H194V229ZM200 228V232H201V229ZM210 228L207 230L206 229V233L208 234ZM217 228L218 230V227H215ZM30 229L27 230L30 231ZM48 229V230H49ZM53 229V230H52ZM105 229V228H104ZM106 229V230H107ZM197 229H196V232H191L193 235L194 233H197ZM220 229V228H219ZM235 229V231L233 230ZM102 229H100V232H101ZM155 230V229H154ZM152 230V232L154 231ZM166 231V229H164ZM184 230V229H183ZM217 230H215L217 232ZM43 231V230H42ZM88 231H86V233L84 234H88L87 236L90 237L92 236L93 237V232H91L92 234H89L87 233ZM91 231V230H90ZM184 231V232H185ZM191 231H195V230H191ZM204 233V228L202 230ZM222 231V230H220ZM234 231V232H233ZM32 232V231H31ZM37 232V233H38ZM96 232V231H95ZM99 232V231H98ZM106 232V231H105ZM162 232H164L162 230ZM168 232H169V235H168ZM185 232V234H186ZM199 232V231H198ZM210 234H208V236H206L204 233V235L207 237L205 239H209L210 235H212L214 233V229H213V233L212 231L210 230ZM103 233V232H102ZM102 233H99L98 235L101 236L100 234ZM148 233V232H147ZM151 233V232H150ZM153 233H156V232H153ZM171 233V235H170ZM180 233H182V231H180ZM202 233V232H201ZM201 233H199L201 235ZM220 233V232H219ZM250 233V232H248ZM248 233L246 235H248ZM39 234V235H40ZM95 234V233H94ZM104 234V233H103ZM107 234V233H106ZM110 233H108L109 235ZM113 234V233H112ZM176 234V235H177ZM184 234V235H185ZM198 234V235H199ZM202 234V235H203ZM218 234V233H217ZM259 234V235H258ZM96 234V236H98ZM115 235V234H114ZM153 234H149V238L151 239V241L149 240V243L147 242V244L145 246H141L139 248H135L133 247L132 249H130L132 252H130L129 250L127 251L130 252L128 253L127 255L126 252L125 254L123 253V255H119L118 258H115L113 261L111 260V262H107L108 264H146L147 262L146 261V257L147 255L149 254L150 251H152L156 246H159V247H162L159 245V243L161 245H168V244H162V242H165V239L169 240L168 238H165L164 237H159V239H163L162 240H159L158 237L156 236V234H154L155 236H152ZM159 235V234H158ZM180 235V234H179ZM189 235V234H188ZM197 235V236H198ZM245 235V237H246ZM251 235V234H250ZM248 235V236H250ZM264 235V233L262 234ZM22 237V239L20 240H25L24 238L25 237ZM112 236V235H111ZM182 235H180L181 237ZM196 236V235H195ZM203 236V237H205ZM213 236V235H212ZM256 236V237H257ZM261 236V235H260ZM86 237V235H85ZM90 237L88 238L89 240H87V242L83 241H79L78 243V240L76 242L77 246L75 247V250L73 248H69L70 251L73 250L74 254H70L72 256L71 259H68V260H71L72 261H75L77 264H80L79 262H82L83 260H88L86 259V257H88L89 253L91 252L92 247H95V243H97L96 241H94V245L91 244L90 240ZM95 237V236H94ZM110 237V236H109ZM157 237V239H156ZM178 237V235H177ZM179 237V238H180ZM187 237V236H186ZM191 237V236H190ZM199 237V236H198ZM200 236V238L196 240V241H199L201 242V239L203 238ZM221 237V236H220ZM244 237V236H243ZM244 237V238H245ZM252 237V236H251ZM98 238V237H97ZM106 239V237H104ZM114 237H111L110 239H112ZM192 238L194 239V236H192ZM253 238V237H252ZM263 238V237H262ZM96 239V237H95ZM116 239V238H115ZM192 239V240H193ZM239 239V238H238ZM249 239H251L249 237ZM247 239V241L249 240ZM255 239H258L255 238ZM98 241L100 240L102 243H104L103 245H105L106 243L104 241H102L101 239H97ZM107 240V239H106ZM113 240V239H112ZM178 240V239H177ZM176 240V241H177ZM185 240V239H184ZM194 240V242H195ZM203 240V239H202ZM213 240V239H212ZM226 240V241H225ZM240 240H244V239H240ZM238 240V242H241ZM254 240V239H253ZM259 240V239H258ZM257 240V242H258ZM92 241V243H93ZM147 241V240H146ZM160 241V242H159ZM169 240V242H171ZM183 241V240H182ZM204 241V240H203ZM206 241V240H205ZM204 241V242H205ZM245 241V240H244ZM243 243H246V244H250V243H247V242H244ZM252 241V240H251ZM15 242V241H13ZM18 242V240L16 241ZM15 242V243H16ZM20 242L18 243L19 245ZM111 242V241H110ZM136 242V241H135ZM185 242V241H184ZM199 242H197L199 244ZM201 243L200 245L204 244ZM222 242V241H221ZM256 242V240H255ZM99 243V242H98ZM97 243V244H98ZM145 243V242H144ZM183 243V242H182ZM187 243V242H186ZM185 243V244H186ZM196 243V242H195ZM196 243V244H197ZM223 243V242H222ZM221 243V244H222ZM237 243V242H236ZM16 245L15 244V247L13 246V243L11 245V249L7 252H2L0 251V264H6L7 261L9 260V255H12V254H15V253H19L18 249L22 250L23 246H27L28 247V244H25V245ZM109 244V243H108ZM113 244V243H112ZM171 244V243H170ZM177 244V243H176ZM175 244V245H176ZM179 244V243H178ZM190 244L192 245L191 243V240H190ZM187 245V246H190L191 245ZM245 244V245H246ZM252 244V243H251ZM259 244V242H258ZM8 245V246H9ZM110 245V244H109ZM108 245V246H109ZM174 245V243H173ZM194 246V249L196 247L195 244H193ZM236 245V244H235ZM242 245V244H241ZM240 245V247H241ZM245 245L243 247H245ZM255 245V244H254ZM19 246V248H18ZM72 246V247H73ZM102 247V244H98V249L99 247ZM107 246V244L105 245ZM221 247H225L223 244L220 245ZM237 246V245H236ZM238 246H239V243H238ZM248 246V245H246ZM251 246V245H250ZM263 246V245H262ZM10 247V246H9ZM22 249H21V248ZM100 247V248H101ZM126 247V246H125ZM172 247V246H171ZM182 247V246H181ZM185 246H183L182 249H184ZM188 247L187 251H186V254L185 252L183 251L182 254H181V250H180V253L178 252V254H181V256L185 257L186 255V258H187V252H189L188 255H191L192 256V253L189 251V249H193V248H190ZM199 246L197 245V249L199 248H202V246ZM219 247V245H218ZM217 247V250H222L221 247H219L218 249ZM239 247V250H241V248ZM6 248V247H5ZM64 248V249H63ZM110 248V247H109ZM130 248V247H128ZM168 248V249H167ZM187 248V247H186ZM234 248H236L234 246ZM238 248V247H237ZM249 248V247H248ZM251 248V247H250ZM260 248V247H258ZM257 248V249H258ZM95 249L97 250V247H95ZM105 249V248H104ZM123 249V248H122ZM121 249V250H122ZM167 249V250H166ZM166 249H163L166 250L164 252H162V254L160 253L159 255V258H157L158 260L154 261L153 264H162V261L165 260L171 253H170V247H166ZM196 249V252L198 253L199 251ZM225 249V248H224ZM262 249V248H261ZM4 250V249H3ZM7 250V249H6ZM63 250V255H58V253L60 251ZM102 250V249H101ZM155 250V249H154ZM153 250V251H154ZM200 250V249H199ZM216 250V251H217ZM229 250H226V251H229ZM246 250H247V247H246ZM256 250V249H255ZM68 251V250H67ZM69 251V252H70ZM172 251V250H171ZM195 251V250H194ZM215 251V250H214ZM213 251V252H214ZM224 251V250H223ZM223 251H220L216 252V255L214 256V260L216 263L218 261V263L220 261H223L224 259V255L227 256V254L229 253H225ZM236 250L233 251V253H236L235 252ZM92 252H95L94 250ZM101 252V251H100ZM120 252V251H119ZM157 252V251H156ZM193 252V251H192ZM196 252H193V254H196ZM231 252V251H230ZM239 252V251H237ZM245 252V251H244ZM248 252V251H247ZM246 252V253H247ZM260 252V251H259ZM60 253V254H61ZM68 253V252H67ZM98 253H99V250H98ZM121 253V252H120ZM191 253V254H190ZM256 253V252H255ZM20 254V253H19ZM18 254V255H19ZM115 254V253H114ZM117 254V253H116ZM152 254V252H151ZM185 254V255H184ZM215 254V253H213ZM250 254V253H249ZM67 255V254H66ZM103 255V254H102ZM184 255V256H183ZM230 255V253H229ZM228 255V257H229ZM264 255V254H263ZM69 256V255H67ZM66 256V257H67ZM90 256H93L92 254ZM105 256V255H104ZM121 256V257H120ZM157 256V255H156ZM180 255H178L177 258H180L181 257ZM231 256V255H230ZM20 257V255H19ZM70 257V256H69ZM68 257V258H69ZM158 257V256H157ZM228 257H225L228 258ZM246 257V256H245ZM258 257V256H257ZM13 258V257H12ZM95 258V257H94ZM97 258V256H96ZM99 258V257H98ZM112 258V256H111ZM177 258L174 259L175 262L173 261V263H178L176 262L177 261ZM190 258V256H189ZM244 258V257H243ZM242 258V259H243ZM252 258V256H251ZM260 259H264V258H261L259 257ZM20 259V258H19ZM51 259V258H50ZM61 259V260H60ZM66 259L67 258H64L63 260V263L62 264H65L67 263L66 262ZM93 259V257H92ZM149 259V258H148ZM253 259V258H252ZM260 259H257L258 261ZM91 260V258H90ZM96 259H93L92 261H95ZM98 260V259H97ZM180 262L182 261V259L180 258L179 259ZM178 260V261H179ZM220 260V261H219ZM228 260V259H227ZM232 260V259H231ZM247 260V259H246ZM260 260V261H262ZM11 262V260H9ZM15 261V260H14ZM47 261V260H46ZM51 261V260H50ZM89 261V260H88ZM87 261V262H88ZM102 261V260H101ZM153 261V260H151ZM193 261V260H192ZM200 261V260H199ZM244 261V260H243ZM8 262L9 264H11L13 262L10 263ZM16 262V261H15ZM15 262H13L12 264H16ZM42 262V261H41ZM48 262V261H47ZM60 262V264H61ZM70 261H68L69 263ZM91 262V261H90ZM196 262V261H195ZM194 262V264H195ZM215 262H213V264H216ZM252 264L254 261H252ZM44 264H46L45 262H43ZM59 263V262H58ZM94 263V262H93ZM99 263V262H98ZM102 263V262H101ZM104 263V262H103ZM102 263V264H103ZM165 263V262H164ZM201 263V261H200ZM203 260H202V263L203 264ZM211 263L208 261V264ZM217 263V264H218ZM227 263V262H226ZM235 263V262H234ZM245 263V262H244ZM250 263V262H249ZM248 263V264H249ZM39 264H42V263H39ZM50 264V263H49ZM75 264V263H74ZM92 264V262H91ZM152 264V263H151ZM180 264V263H179ZM198 264V263H196ZM206 264V263H205ZM212 264V263H211ZM246 264V263H245ZM255 264V262H254ZM256 264H264V260L263 262H257Z\"/></svg>","mask_w":264,"mask_h":264},{"label":"rangeland","instance_id":"2","mask_svg":"<svg viewBox=\"0 0 264 264\" xmlns=\"http://www.w3.org/2000/svg\"><path fill=\"white\" fill-rule=\"evenodd\" d=\"M5 1V2H4ZM33 1H35V0H0V19L2 18V20L4 19V17H6V15L12 10V9H14L13 10V12H14V17L12 16V21H13V23H12V21H11V23H10V25H9V27H7V29H4V32H9V33H5V35H7V36H9V38H12L13 37V39L14 40H16L18 43H16V41H14V45H16V47H18V46H20V47H22L20 50H19V53H16V52H14V50H16V48H14L13 50H9L8 52H10V53H8L7 51H6V53H5V55H3L2 54V56L0 57V86L2 87L3 85V88H5L4 89V91L6 90V92H3L2 94H0V119H1V117H2V114H3V112L5 111V108L7 109L8 108V106L10 107V105H12L13 104V101H15V100H17V98L16 97H19V96H21V92H23V90H24V87L25 86H27V83L30 81V80H32V78L34 79L36 76V78H38V77H40L41 76V74H42V72L44 71L43 70V68H44V66L45 65H52V63H53V65L54 64H56V68H55V70H56V73H58V76L60 75V77H58V79L59 80H57L58 82L60 81V78H61V81H62V79L64 80V78L63 77H66L65 79H67V78H69V76L71 77L72 75H69V74H71V73H66L65 71H66V69L68 68H71V66H73V65H78L79 63L81 64V62H82V65L84 64V66H80V67H78V66H73L75 69H74V77L75 78H78V79H75L74 80V82H73V84L68 88V91H66V94H65V97L66 98H64V99H66V100H64V103L67 101V103H68V105H67V107H66V104L67 103H65L64 105H63V107H65L64 109H60L61 111L59 112V113H61L62 115H61V117H62V119H63V117L65 118V119H67V120H62L61 119V117L60 118H57L56 119V116H50L51 118L49 119H47V122H46V124L48 125L47 126V128L48 129H37L38 130V134H37V131L35 130L34 132H33V137H32V140L31 139H29L30 141H32V142H30L29 140L27 141V145L28 146H26V143L24 144V146H23V151H25V150H29V151H27V152H31V154H32V156H33V154H34V156L35 155H37V154H35V153H38V150L39 149H42L41 151H45V150H48L49 149V147H50V145L49 144H54V143H56L55 142V140H57L58 139V137H59V139H61L62 137H63V135L62 134H64L65 132H68V131H70L71 130V128H74L75 126H77V124H78V120L76 119V116H77V114H81V112L83 113V111L85 112V109L88 111V109H92V107H95L97 104H98V101H100L101 99H102V95L104 96V93L102 94V92H105L104 90H102L103 88H102V85L103 84H105V85H112V84H114L113 82L115 81H117L120 77H121V75L122 74H124L123 72H121L119 69H115L114 68V66H113V64H115V59L113 58V57H115L116 58V56H115V54H118L119 55V53L118 52H112V50L111 49H114L115 47H117L118 49H120V50H122V48H123V51H124V49H125V51H126V55H128L131 51L133 52V50H134V46L136 45V44H138V43H140V42H144L145 41V38H149V33L148 32H145V31H143V30H141V31H139V32H135V33H133V30L135 29V30H140V29H142V28H140L139 26H141V27H144V25L145 24H147V22H148V20H149V18L151 17V16H156V15H161V14H163L164 16L168 13V14H170L171 12H173V14H174V11L176 10H174V9H172V10H169V7H170V5H175V4H177V1H178V3H179V7H178V9L179 10H177V12L175 11V13L177 14L175 17H173V18H175L176 20H174V19H172L173 20V22L171 21L170 23H173L172 25H171V28H173L174 30H175V32L177 31L178 33L179 32H181L180 33V35L181 34H184L185 36H186V38H187V41L189 42V43H191V40L192 39H196L197 37H200L201 35H203V36H201V40L200 41H205L208 37L205 35V34H202V32H201V28L204 26V24L206 23H208V22H205L206 21V19L205 20H202V19H204L202 16H203V13H204V10L206 11V8L207 9H209V8H213V7H216L217 5V1H220V0H213L214 1V3H213V1L212 0H139V1H144L143 2V5L141 4V6L139 5V4H136L137 2H139L138 0H127V2H126V0H80L79 2H80V4H81V6H80V4L75 8V10H76V13L74 12L75 10H73V15H72V18H71V22L73 23V25H75V26H73L72 24H70V25H72L73 26V28L70 26V25H67V26H65V28L63 27H60V28H62V29H58V31H57V29L56 28H54L53 26H57V28H59L58 27V25L57 24H59V22L58 21H60L63 17H61L62 15H64V12L66 11V10H68V9H70L71 8V5L69 6V4H71V3H69V2H72L71 0H45L43 3H44V11L43 10H41V13L43 14H41V13H39L37 16H29V15H32V9H30V11L28 10L29 9V7L31 8L34 4H36L37 2L35 1V3H33L32 4V2ZM49 1V2H48ZM52 1L54 2V4L52 3ZM57 1H59V2H57ZM66 1V2H65ZM68 1V2H67ZM81 1H82V3H81ZM106 1H107V3H106ZM132 3H130V2ZM134 1V2H133ZM145 1H147V2H145ZM182 1V2H181ZM13 2H15V3H18V4H16V7H14V8H12V6H15V5H13V4H15V3H13ZM47 2H48V4H47ZM52 4H51V3ZM61 2V3H60ZM141 2V3H142ZM150 2H152V3H150ZM159 2V3H158ZM168 2V3H167ZM189 2V3H188ZM212 2V3H211ZM30 3V4H29ZM46 3V4H45ZM106 3V4H105ZM119 3H121V4H119ZM127 3V4H126ZM134 3V4H133ZM146 3H148V4H146ZM154 3H156V4H154ZM172 3V4H171ZM174 3V4H173ZM52 5V7H51V5ZM91 4V5H90ZM145 4V5H144ZM153 4V5H152ZM183 4V5H182ZM12 5V6H11ZM50 5V6H49ZM62 5V6H61ZM121 5V6H120ZM124 7H123V6ZM132 5H134L133 7H131ZM148 5L150 6V7H148ZM211 5H213L212 7H211ZM18 6H19V8H18ZM35 6V5H34ZM33 6V7H34ZM48 6V7H47ZM97 6H99V7H97ZM120 6V8H118V7ZM138 6H140V11L136 8V7H138ZM144 8H143V7ZM147 6V7H146ZM158 6H160V7H158ZM165 6V7H164ZM51 7V8H50ZM57 7V8H56ZM63 7V8H62ZM69 7V8H68ZM79 7H81V8H79ZM83 7V8H82ZM90 7V8H89ZM95 7H97L96 8V10H95ZM104 7H107L106 9L104 8ZM128 7V8H127ZM131 7V8H130ZM138 10V14H140V15H138L137 17H136V19L135 18H133V19H129L128 20V22H127V24L126 25H124V27L122 28V29H120L121 27H117L118 26V21H119V19H118V17H116L119 13L118 12H121L119 9H121L122 10V8H124V10L127 12H129V9H135V8ZM142 7V8H141ZM152 7V8H151ZM184 7V8H183ZM18 8V9H17ZM42 8V9H43ZM66 8H68V9H66ZM99 8L101 9V10H99ZM111 10H110V9ZM118 11H115V9ZM127 8V9H126ZM155 8V9H154ZM195 9V10H193V9ZM17 9V10H16ZM98 9V10H97ZM105 9V10H104ZM152 9V10H151ZM20 10V11H19ZM61 10H63V11H61ZM114 10V11H113ZM186 10H187V12H186ZM43 11V12H42ZM93 11V12H92ZM95 11V12H94ZM111 11H113L112 13H110ZM162 11H164V12H162ZM166 11V12H165ZM169 11H171L170 13H169ZM184 11H185V13H184ZM191 11V12H190ZM29 12H31V14L29 13ZM100 12V13H99ZM108 13V15L106 14V13ZM194 12H195V15H194ZM201 12V13H200ZM18 13V14H17ZM78 13V14H77ZM92 13V14H91ZM151 13H152V15H151ZM158 13V14H157ZM179 13V14H178ZM199 13V14H198ZM40 14H41V16H40ZM45 14V15H44ZM113 14V15H112ZM142 14V15H141ZM167 14V15H168ZM192 14V15H191ZM202 16H201V15ZM90 15L92 16V17H90ZM116 15V16H115ZM166 15V16H167ZM85 17V19H84V17ZM141 16V17H140ZM162 16V15H161ZM189 16V17H188ZM193 18H192V17ZM196 16V17H195ZM198 16V17H197ZM36 17V18H35ZM40 17V18H39ZM96 17V19H94ZM99 17V18H98ZM139 17V18H138ZM148 17V18H147ZM190 17H191V19H190ZM195 17V18H194ZM15 18V19H14ZM31 18H32V20H31ZM54 18V19H53ZM86 18H88V19H86ZM115 18V19H114ZM189 18V19H188ZM197 18L199 19H201V21H200V19L199 20H197ZM73 19V20H72ZM118 19V20H117ZM185 19H186V21H185ZM54 20V21H53ZM93 20V21H92ZM95 20V21H94ZM101 20H102V22H101ZM114 20V21H113ZM136 20V21H135ZM140 20V21H139ZM192 20H196V22L195 21H193L192 22ZM1 21V20H0ZM30 21V22H29ZM74 21V22H73ZM90 21H91V23H90ZM104 21V22H103ZM147 21V22H146ZM89 22V23H88ZM96 22V23H95ZM99 22H101V23H99ZM116 22H118V23H116ZM175 22V23H174ZM178 22V23H177ZM184 22V23H183ZM195 25H193L192 23ZM198 22H200V24L198 23ZM43 23H45V24H43ZM99 23V24H98ZM103 23V24H102ZM196 23V24H195ZM204 23V24H203ZM13 24H15V25H13ZM38 24V25H37ZM55 24V25H54ZM88 24V25H87ZM102 24V25H101ZM114 24V25H113ZM116 24H117V26H116ZM198 24H199V26H198ZM40 25V26H39ZM82 25V26H81ZM103 25H105V26H103ZM136 25H137V27H136ZM182 25V26H181ZM197 25V26H196ZM45 26V27H44ZM50 26V27H49ZM99 26V27H98ZM115 26L118 28V30H116V28H115ZM201 26V27H200ZM75 27V28H74ZM85 27V28H84ZM93 27V28H92ZM126 27V28H125ZM182 27V28H181ZM191 27V28H190ZM196 27V28H195ZM9 28V29H8ZM70 28H72L71 29V31H69V32H67L68 30H70ZM90 28V29H89ZM103 28V29H102ZM179 28L181 29V30H179ZM64 29V30H63ZM67 29V30H66ZM76 30V31H74V30ZM81 29V30H80ZM86 29V30H85ZM89 29V30H88ZM112 29H114V30H112ZM179 31H178V30ZM20 30V31H19ZM49 30H52V31H49ZM61 30V31H60ZM72 30H73V32H72ZM104 30V31H103ZM112 30V31H111ZM56 31V32H55ZM82 31V32H81ZM123 31V32H122ZM132 31V32H131ZM190 31V32H189ZM195 31V32H194ZM70 32H72V33H70ZM85 32V33H84ZM99 34H98V33ZM113 32H115L116 33V36H115V33H113ZM141 32V33H140ZM143 32H145V33H143ZM174 31L173 32H167V31H164V32H160V34H159V38H160V41L163 43V45L165 44V46H173V47H175V49H177L178 51L179 50H182L183 48H184V46L182 45V44H185V41H182V39L184 40V38H181V36L176 32L175 33ZM20 33V34H19ZM69 33V34H68ZM81 33V34H80ZM113 33V34H112ZM123 35H122V34ZM198 33V34H197ZM13 34V35H12ZM23 34H25V35H23ZM52 34V35H51ZM70 34H72V35H70ZM73 34H75V35H73ZM106 34V35H105ZM147 34V35H146ZM149 34V35H148ZM163 34V35H162ZM165 34V35H164ZM201 34V35H200ZM16 35V36H15ZM29 35V36H28ZM59 35V36H58ZM70 35V36H69ZM89 35V36H88ZM104 37H103V36ZM121 37H120V36ZM28 38H27V37ZM67 36H69V37H67ZM111 36V38L109 39V37ZM141 36V37H140ZM179 36H180V39H179ZM16 37V38H15ZM30 37V38H29ZM72 37H74V39L72 38ZM75 37H77V38H75ZM123 37V38H122ZM165 37V38H164ZM53 38V39H52ZM63 38V39H62ZM73 39V40H70V39ZM90 38V39H89ZM104 38V39H103ZM163 38V39H162ZM47 39H49V40H47ZM77 39V40H76ZM108 39V40H107ZM117 39V40H116ZM170 39V40H169ZM26 40H28V41H26ZM60 40V41H59ZM106 40V41H105ZM125 40V41H124ZM179 40H181L180 42H179ZM19 42H21V43H19ZM23 42V43H22ZM44 42V43H43ZM48 44H47V43ZM57 44H56V43ZM74 42V43H73ZM81 42V43H80ZM111 42H112V45H111ZM118 42V43H117ZM167 42V43H166ZM46 43V44H45ZM71 43H72V45H71ZM101 43V44H100ZM120 43V44H119ZM172 43V44H171ZM177 43V44H176ZM23 46H22V45ZM25 44V45H24ZM53 44V45H52ZM61 44V45H60ZM81 44V45H80ZM115 44H117V45H115ZM44 45V46H43ZM52 45V46H51ZM57 45V46H56ZM85 45V46H84ZM70 46V47H69ZM50 47V48H49ZM96 47V48H95ZM183 47V48H182ZM25 48V49H24ZM45 48V49H44ZM68 48H69V50H68ZM95 48V49H94ZM117 48H115V49H117ZM132 48V49H131ZM33 49V50H32ZM39 49V50H38ZM49 49V50H48ZM107 49V50H106ZM31 50V51H30ZM88 50V51H87ZM12 51V52H11ZM17 51V50H16ZM49 51V52H48ZM65 51V52H64ZM129 53H128V52ZM15 54H17V55H15ZM21 52V53H20ZM41 52V53H40ZM109 52V53H108ZM44 53V54H43ZM53 53V54H52ZM94 53V54H93ZM97 53V54H96ZM112 53V54H111ZM114 53V54H113ZM252 53H254V52H252ZM8 54V55H7ZM10 54V55H9ZM66 56H65V55ZM71 55V56H70ZM75 55V56H74ZM94 55V56H93ZM114 55V56H113ZM11 56V57H10ZM47 56V57H46ZM61 56V57H60ZM73 56V57H72ZM81 56V57H80ZM93 56V57H92ZM183 56V55H182ZM182 56H180V54H179V56H178V59H176L175 61H173V64H174V66L177 68V69H179V70H181L182 69V65L185 63H187V62H185V60H184V56L182 57ZM8 57V58H7ZM45 57V58H44ZM86 57V58H85ZM101 57V58H100ZM109 57V58H108ZM180 57V58H179ZM181 57H182V59H181ZM23 58V59H22ZM44 58V59H43ZM47 58V59H46ZM54 58V59H53ZM55 58H57V59H55ZM77 58V59H76ZM89 58V59H88ZM22 59V60H21ZM51 59V60H50ZM60 59V60H59ZM62 59H63V61H62ZM91 59V60H90ZM108 59V60H107ZM151 59H155V57H153V56H150V57H148V60L147 61H151ZM43 60L45 61V62H43ZM81 61V62H79V61ZM88 60H90V61H88ZM7 61V62H6ZM22 61V62H21ZM55 61V62H54ZM104 61H106V62H104ZM108 61H110V62H108ZM179 61V62H178ZM3 62V63H2ZM51 62V63H50ZM60 62V63H59ZM79 62V63H78ZM89 63V64H88ZM96 63V64H95ZM101 63V64H100ZM108 63H109V65H108ZM178 63V64H177ZM10 64V65H9ZM30 64V65H29ZM98 64H100V66L101 65H103V64H105L106 65V67H103L102 66V68L104 69V71H106V72H104L105 73V80H104V78H103V80H100L102 83H100V82H98L99 80H98V78L97 79H95L96 80V82H95V80H94V82H92L93 80V78H94V76H92L93 74V72L95 71V70H97V71H99L98 70V68L100 69V66L98 65ZM185 64H184V66H185ZM43 65V66H42ZM62 65V66H61ZM97 65H98V67H97ZM176 65H178V66H176ZM181 65V66H180ZM40 66V67H39ZM68 66V67H67ZM92 66V67H91ZM94 66H95V68H94ZM21 67V68H20ZM22 67H23V69H22ZM43 67V68H42ZM78 67V68H77ZM88 67H90L89 69L91 70V71H89V69H88ZM110 67H112V69L110 68ZM107 70H106V69ZM108 68L109 69H111V70H108ZM184 68V67H183ZM36 69V70H35ZM38 69V70H37ZM41 69V70H40ZM45 69V68H44ZM67 69V70H68ZM78 69V70H77ZM92 69H94V70H92ZM102 69V70H103ZM113 69H115L116 71H114ZM32 70V71H31ZM34 70V71H33ZM43 70V71H42ZM114 71V73L115 74H118V72L117 71H119V73H121V74H119V75H114V73L112 74L111 73V71ZM40 71V72H39ZM42 71V72H41ZM89 71V72H88ZM101 71V70H100ZM112 71V72H113ZM25 72H26V74H25ZM30 72H31V74H30ZM88 72V73H87ZM92 72V73H91ZM33 73V74H32ZM35 73V74H34ZM41 73V74H40ZM60 73V74H59ZM66 73V74H65ZM86 73L87 74V76H86V74L84 75V74ZM90 73V74H89ZM24 74V75H23ZM75 74H76V76H75ZM77 74L79 75L78 77H77ZM30 75V76H29ZM31 75H32V78H31ZM36 75V76H35ZM40 75V76H39ZM62 75V76H61ZM66 75V76H65ZM84 75V76H83ZM90 75L92 76V79H90L89 80V78H90ZM4 76V77H3ZM27 76H29V77H27ZM22 77H23V79H22ZM26 77H27V79H26ZM85 77L87 78V80H89V81H86L85 80ZM95 78H96V76H95ZM106 78H107V80H106ZM115 78V79H114ZM30 79V80H29ZM111 79V80H110ZM4 80V81H3ZM12 80V81H11ZM79 80V81H78ZM84 80H85V82H87L85 85H84ZM110 80V81H109ZM27 81V82H26ZM50 81V82H49ZM54 81H56L54 78H53V80L51 79V80H48V81H44V82H42L43 84H45L44 86H45V88H47V90L49 91L50 90V88L54 91V90H56L57 89V87H59V85H57L58 83H56V82H54ZM92 83H91V82ZM112 81V82H111ZM243 81V83H245L246 82V80L245 79H243L242 80ZM53 82L54 83H56V85L55 84H53ZM79 82V83H78ZM89 82V83H88ZM98 82V83H97ZM4 83V84H3ZM9 83V84H8ZM60 83V82H59ZM77 85H76V84ZM152 83V84H151ZM156 83V84H155ZM49 84V85H48ZM83 84V85H82ZM96 84H98V85H100V86H98V85H96ZM102 84V85H101ZM151 84V85H150ZM158 82L157 81H155V79L153 78V80H152V78H148L147 80H146V87L149 89V90H151V89H156L157 88V86H158ZM188 84V86H190V84H192L191 82L190 83H187ZM195 84V85H194ZM7 85V86H6ZM19 87H18V86ZM46 85H48V86H46ZM50 85H51V87H50ZM87 85H89V86H87ZM96 85V86H95ZM197 85V83H193L191 86H196ZM9 86V87H8ZM1 87H0V89H1ZM8 87V88H7ZM16 87H18L17 89H19V90H17L16 89ZM53 87V88H52ZM56 87V88H55ZM101 88V90L99 89V88ZM211 87H213L214 89H216L215 87H216V85L215 84H213V85H211ZM264 88V85H260L259 87H257V89L259 90L260 88ZM11 88V89H10ZM42 88L44 89V87L42 86ZM13 89V90H12ZM70 89V90H69ZM78 89V90H77ZM81 89V90H80ZM84 89V90H83ZM86 89V90H85ZM94 89V90H93ZM97 89V90H96ZM256 88H252V91H251V87L250 88H248V87H246V90H245V96H246V98H244V100L246 101V102H244L243 100L240 102H234L233 103V106H232V108H231V110L228 112V111H225L224 113H221L220 115H219V117H218V115L217 114H215V113H212V111H209V112H205L204 114H201V115H199V117L201 118H198V120H201V122L200 121H198L197 120V124H195V126H194V128H191V135H192V137L190 136V137H187V139H186V137H183V138H181L182 140L180 141L179 140V142L178 143H180L179 144V146L181 145V149H183L184 148V151L182 150V152H185L187 149L188 150H190L191 151V158H189V159H187V160H189L188 162L186 161V162H184V161H182V163L181 162H179V165H177L178 163L175 161V157L176 156H178V155H180L182 152H181V150H180V147L178 146V143L176 144V146H175V148L174 149H172V150H170V151H168L166 154H163L160 158H159V160L160 159H163V161L162 160H158V162L157 163H155V164H150L149 162H146V160L145 159H141V161H139L138 163H134V165L132 166L133 168V170H136V169H138V170H136V172H135V174L137 175H135L134 177H133V179L134 178H138V174H139V178H138V180L136 179V181H135V179H134V181L136 182V184H135V182H134V187H135V189H134V199L135 198H137V199H133L134 200V202H131V204H127V205H125L126 207H124V211H122L123 210V208H121L120 209V211L119 212H110L109 214H107L106 216H104L105 218H104V220H101L99 223L100 224H96V225H100V226H96L95 227V225L93 224V225H91V227H93V229L91 228V227H89V229L91 230H86V231H88L87 233H89V234H92L91 232H93V237L91 236L90 237V235H89V237H90V239H92V240H90V242H91V244L92 245H94V241H96L98 244H102V246H103V248L101 247H99V249H98V244L97 243H95V247H97V250L95 249V247H92V248H94V249H92L91 250V252L88 254L89 256L88 257H86V259H88V260H83L82 262H79L80 264H91V262H92V264H102L103 262V264H108L109 262H111V260L113 261L115 258H118L119 257V255H123V253L125 254V252H126V254L125 255H127L128 253H130V252H132L130 249H132L133 247H135V248H139V247H141V246H145L146 244H147V242L149 243V240L151 241V239L149 238L150 236H149V234H153V235H151L152 236V238H153V236H155L154 234H156L157 233V237L159 236V237H164V239L165 238H168V236L167 237H165V235H160V234H162V233H166V235H167V231H169V232H171L170 231V228H169V230H167V228H168V226H167V224L169 223V221H168V219H169V217H168V219H167V217H166V215H164V214H166L167 212H169L170 211V209L169 208H172L174 205V207H173V209H175L176 211L175 212H173L172 214H177V211L179 212V214H182L184 211H186L187 209H188V207H190L189 206V204H191V205H193V204H195V209L197 210L198 209V211H196L195 209H194V211H196V213L197 214H195L194 215V217H191L190 218V220L192 219V221H189V222H191L188 226V228H186L187 226H185L183 229H181L180 231H182V233H180V231H179V234L180 235H182L181 237H180V235L179 234H177V232L178 231H176V232H172V235L174 236V233H175V236L176 237H173L174 239L173 240H175V241H171L172 240V236H169L170 238H168L171 242H169V240H167V239H165V242H162V244H168V245H161L160 243H159V245L160 246H162V247H159V246H156L152 251H150L149 252V254L147 255V257H146V261L145 262H147L146 264H153V262L154 261H156V260H158L157 258H159V255H160V253L162 254V252H164V251H166L167 249H166V247H170V255L165 259V260H163L162 261V264H175V263H173V261L175 262V260L174 259H176L177 257H178V255H180L181 256V254H182V252L184 251L185 252V254H186V251H187V249H188V247H190V246H187V245H189L190 244V240H191V243H192V245H191V247L190 248H193V249H189V251L192 253V256L191 255H188L189 254V252H187V258H186V255H185V257H184V259H183V257L181 256L180 258L182 259V261L180 262V258H177V261L176 262H178V263H176V264H194V262H195V264L196 263H198V264H201L202 263V260H203V264H208V261L209 262H211L212 264H213V262H215L214 260H212V259H214V256L216 255V252H217V254H218V252H220V251H223L224 253H225V251L226 250H229V249H227L226 247V245H225V242H224V238L225 237H228L229 235H231V233H232V228H233V226L236 224V226L238 225V223H240L242 220L243 221H246V220H249V219H251V218H253V217H251V216H253V215H255V214H253V215H251V213H255L256 212V215H258L259 214V211H258V213H257V209H259V210H261L260 211V213H261V217H263L264 218V194H263V192L261 193V192H258L257 193V191L256 190H260V188H261V183L262 182H264L262 179H264V178H262L264 175V173H262V172H264V100H262L261 98L263 97V96H261L262 94L264 95V89H260L259 91L257 90ZM11 90V91H10ZM15 90V91H14ZM70 91V92H69ZM72 91V92H71ZM97 91V92H96ZM256 91H258V92H256ZM261 91H263V93L261 94ZM12 92H13V94H12ZM14 92H15V94H14ZM5 93V94H4ZM12 95H11V94ZM18 93H19V95H18ZM68 93V94H67ZM72 93V94H71ZM259 93V94H258ZM8 95V96H5V95ZM77 94V95H76ZM99 94H101V95H99ZM9 95H11V98H10V96ZM15 95H17V96H14ZM222 96H220L221 98H219L218 100H217V103H218V106H223L224 105V101H225V95H223V94H221ZM259 95L261 96V98L259 97ZM76 96V97H75ZM250 96V97H249ZM252 96V97H251ZM7 97V98H6ZM12 97L15 99H12ZM86 97V98H85ZM97 97V98H96ZM73 98V99H72ZM101 98V99H100ZM249 98V99H248ZM251 98V99H250ZM7 100V102H6V100ZM9 99H12L11 101H9ZM88 101H87V100ZM91 99V100H90ZM95 99V100H94ZM97 99H100V100H97ZM222 99V100H221ZM255 99V100H254ZM256 99H260V101H262L261 103H262V105H261V107L260 108H258V109H256L255 107L253 108V106H254V103L255 102H253V101H256ZM264 99V98H263ZM29 102H28V100L26 101L27 102V105H25L26 104V102H25V108L23 107V106H21V108L19 109V111H18V116H19V119L21 118H23V117H25L26 116V111H29V106L30 107H34V105H35V101H34V99L33 100H31L30 99V97H29ZM75 100H77L76 102H75ZM84 101V102H83ZM220 101V102H219ZM248 101V102H247ZM251 101V104H249V102ZM6 102V103H5ZM9 102V103H8ZM87 102V103H86ZM97 104H96V103ZM253 102V103H252ZM12 103V104H11ZM29 103V104H28ZM30 103H32L31 105H30ZM70 103V104H69ZM77 103V104H76ZM80 103V104H79ZM91 103V104H90ZM95 103V104H94ZM243 104V105H240V104ZM9 104V105H8ZM76 104V105H75ZM79 104V105H78ZM82 104V105H81ZM89 104H90V106H89ZM250 106H249V105ZM5 105L7 106V107H5ZM29 105V106H28ZM71 105V106H70ZM80 105H81V107L83 108H81L80 107ZM87 107H85V106ZM61 106V105H60ZM84 106V107H83ZM252 106V107H251ZM90 107V108H89ZM245 108V109H242V108ZM24 108V109H23ZM79 108H81L80 110H79ZM250 108H252L251 109V112L254 114V116L252 115V113L250 112V110L249 111H247L248 109H250ZM1 109H3L2 111H1ZM25 109H27V110H25ZM32 109V108H31ZM111 109H113V110H109V114H110V112H112L113 111V113L111 114V117L112 118H110L111 119V121H112V119H114L115 118V116H116V114H117V111L119 110V109H117L116 107H113V108H111ZM116 109V110H115ZM260 109V110H259ZM24 110V111H23ZM66 111L68 114H66L65 112L64 113H62L63 111ZM116 111V112H115ZM232 111H235V112H232ZM254 111H255V113H254ZM260 111V112H259ZM262 111V112H261ZM75 112V113H74ZM247 112H249V114H250V116L248 115V113ZM258 112V113H257ZM20 113V114H19ZM181 113H184V114H181ZM227 113V114H226ZM231 113V114H230ZM108 114V115H109ZM64 115V116H63ZM69 115V116H68ZM115 115V116H114ZM226 115V116H225ZM21 116V117H20ZM172 116V115H171ZM55 117V118H54ZM72 118V119H74V121L72 120V119H69V118ZM178 117V118H177ZM180 117H182V118H180ZM233 117V118H232ZM255 117V118H254ZM52 118H54L53 119V121L52 122H55L56 120H57V122H55V123H52L51 122V120H52ZM108 118V117H107ZM172 118H173V120H171V123H172V125L173 126H176V125H178L180 122H179V119L180 120H183L184 118H185V112H183V111H180L179 113H178V115H175V114H173V116H172ZM217 118V119H216ZM219 118H221V119H223L222 121H224L225 120V122H222L221 121V119L219 120ZM253 118V119H252ZM56 119V120H55ZM177 121H176V120ZM204 119V120H203ZM257 119V120H256ZM50 120V121H49ZM58 120H60V121H58ZM1 121V120H0ZM65 121L67 122L68 121V123H65ZM71 121V122H70ZM76 121V122H75ZM12 122V121H11ZM48 122H51V123H48ZM105 122H108V120L106 119L105 120ZM200 122V123H199ZM221 122V123H220ZM231 122V123H230ZM240 122V123H239ZM243 124H242V123ZM70 123V124H69ZM75 123V124H74ZM228 123H230V124H228ZM9 124L10 125H8V123H7V125H8V127L10 128V129H8V127H6V126H4L3 128H7V131H10L11 129H12V126H14L15 125V123L13 124V122L12 123H10L9 122ZM13 124V125H12ZM17 124V123H16ZM50 124V125H49ZM176 124V125H175ZM203 124H204V126H203ZM235 124V125H234ZM240 124V125H239ZM18 125V124H17ZM17 125H15V127L17 126ZM52 125V126H51ZM67 125L68 127H65V126ZM70 125V126H69ZM74 125V126H73ZM197 125H199L198 127H196ZM203 126V127H201V126ZM213 125V126H212ZM218 126L219 128H220V132H218V133H216V134H223V138H221L222 137V135L220 134L219 135V137L222 139H220L221 141H222V143H221V141L219 140V137H218V135L216 136V134H214L213 132V130H215L214 129V127L215 126ZM221 125V126H220ZM234 125V126H233ZM239 127H238V126ZM241 125H243V127L241 126ZM49 126H50V130H49ZM216 126V127H217ZM233 126V127H232ZM62 127V128H61ZM65 127V128H64ZM172 127V126H171ZM171 127H168V128H166V129H164V133H166V135H168V134H170L171 132H172V130H170V129H172ZM204 128L202 131L205 133V132H207V131H209L210 129V133L208 132V134H212L213 133V135H207V134H204L203 132H201V134L203 133V135L202 136H204V137H202V138H200L201 140L203 139V141H205V142H199L200 140H197V142L195 141L196 139L194 138V142H192L193 143V145L191 144V140L190 139H192V141H193V130L195 129V128ZM213 127V128H212ZM215 127V128H216ZM222 127V128H221ZM64 128V129H63ZM174 128V127H173ZM200 128V129H201ZM247 128V129H246ZM14 129V128H13ZM60 129H63L61 132L62 133H60V131L59 130ZM66 129L68 130V129H70V130H68V131H66ZM199 129V130H200ZM93 130H95V128L93 129ZM96 130H97V128H96ZM205 130H207V131H205ZM224 130V131H223ZM237 130V131H236ZM248 130V131H247ZM13 131V130H12ZM12 131H10V132H12ZM42 131V132H41ZM46 131V132H45ZM55 131V132H54ZM64 131V132H63ZM201 131V130H200ZM211 131H213L212 133H211ZM221 131H223V132H221ZM251 131V132H250ZM36 132V133H35ZM170 132V133H169ZM230 132V133H229ZM236 132V133H235ZM244 132V134L242 135V133ZM247 134H249V137H248V135H246V133ZM249 132V133H248ZM54 133V134H53ZM58 133H59V135H58ZM227 133V134H226ZM240 133V134H239ZM224 134H226V135H224ZM49 135H50V137H49ZM58 135V136H57ZM240 135H242V136H240ZM43 136V137H42ZM46 136V137H45ZM201 136V135H200ZM209 136H211V137H213L211 140H210V138H209ZM218 137V138H216V137ZM226 136V137H225ZM245 138H244V137ZM45 137V138H44ZM56 137V138H55ZM142 137H143V139H142ZM205 137H206V139H205ZM215 137V138H214ZM237 137V138H236ZM241 137H243V138H241ZM39 138H40V140H39ZM43 138V139H42ZM145 138H147V136H145ZM145 138H144V136L142 135V136H140L139 138H138V142L140 143V141H142V142H144L145 141ZM189 138V139H188ZM205 139V140H204ZM207 139H209L210 140V142H209V140H207ZM213 139H216V140H214V141H212ZM245 139V140H244ZM144 140V141H143ZM190 141V143H189V141ZM218 140H219V142H218ZM223 140H224V142H223ZM232 140V141H231ZM234 140V141H233ZM240 141L241 143H246V145L247 146H249V147H252V149L250 150L249 149V151L248 150H246V152H245V150L242 152L243 154H244V152H245V154L243 155L242 153L236 158L237 159V161H236V159H235V161L233 162V163H231V165L229 166V170H231V168H232V171H229V173L227 174V176H224V177H227V178H221L222 180H224V181H222V183L220 184V183H217V181L216 182H214L215 184H216V187L213 189V185H214V183L212 184V187H209V188H202L201 190H203L202 192H200V194H202V195H204V197L203 198H201V199H204L205 201H204V203L203 202H201V200L200 199H197L196 198V200H199V202L197 201V203H199L200 204V202L201 203H203L201 206H199V208H198V204L196 203V201H194L195 199H193V197L194 196H192V193H191V196H187L186 197V192L185 191H188V189L189 188H191V187H194V188H191V190H193V189H195V186H197V184L199 183V180H201V179H203L202 177H206L207 175L209 176L210 174H209V172H211L212 170H214V169H216V167L215 166H217V163L221 160V158H222V155L224 156L226 153H224L223 151H225V152H227L228 153V151L230 152L231 150L230 149H232L233 147L236 149V147L237 146H239V145H241L240 144V142H239V145L237 144L238 142L237 141ZM249 140V141H248ZM251 140V141H250ZM45 141L47 142V143H45ZM50 141V142H49ZM52 141V142H51ZM54 141V142H53ZM57 141H59V140H57ZM83 141V140H82ZM178 141V140H177ZM182 141H184L185 142V144H183L184 142H182ZM218 142V144H217V142ZM245 141V142H244ZM247 141V142H246ZM29 142V143H28ZM79 142H80V140H79ZM160 143L162 142V141H159ZM209 142V144H212V145H209V144H204V143H208ZM236 142V143H235ZM139 143H137V144H135L134 146H131V148L133 147L134 149H136L137 148V145L139 144ZM199 143H200V148H199V146H197V145H199ZM201 143L202 144H204V145H206L205 147H204V145H203V147L201 146ZM225 143V144H224ZM51 144V145H52ZM195 144H196V146H195ZM221 144H223V146L224 147H222V145ZM31 145V146H30ZM37 145V146H36ZM49 145V146H48ZM182 145H184V146H186V150H185V147L183 146L182 147ZM162 146V144H159V143H156L155 145H154V149L152 148L151 150H152V152L153 151H155V149H158V148H160ZM215 146V147H214ZM229 146V147H228ZM236 146V147H235ZM25 147V148H24ZM30 147V148H29ZM41 147V148H40ZM178 147V148H177ZM202 147V148H201ZM231 147V148H230ZM249 147H247V148H249ZM29 148V149H28ZM47 148V149H46ZM132 148V149H133ZM204 148V149H203ZM229 150H228V149ZM246 148V149H247ZM25 149V150H24ZM200 149V150H199ZM208 149V150H207ZM235 149H232V151L233 150H235ZM151 150H149L148 149V151H151ZM178 150V151H177ZM227 150V151H226ZM34 151V152H33ZM147 151V152H148ZM203 151V152H202ZM222 151V152H221ZM220 152L222 153L221 155H220ZM247 152H249V153H247ZM170 153V154H169ZM16 154V153H15ZM18 155V154H17ZM168 155H170V157L168 156ZM174 155H176V156H174ZM14 156V157H13ZM12 157H13V159L15 160V156L16 155H13ZM32 156H30V157H32ZM168 156V157H167ZM194 156V157H193ZM241 156V157H240ZM246 156V158H244ZM12 157H10L11 158V160L9 159L8 160V162H10V161H13V159H12ZM17 157V156H16ZM29 157V158H30ZM62 157V156H61ZM61 157H56V155H52V158H51V160H53V161H58ZM166 157V158H165ZM193 157V158H192ZM119 159H117L116 158V160L118 161V160H120V157H118ZM168 158V159H167ZM242 158H244L243 160H242ZM58 159V160H57ZM246 159V160H245ZM25 162H27L28 161V158L26 159V158H24L23 159ZM27 160V161H26ZM115 160V162H117ZM142 160H144V161H142ZM165 160H166V162H165ZM22 160H20V163H18L19 161H17L16 163L18 164V165H16L15 163V165L16 166H19V167H16L14 164H13V166H12V169H11V172L12 173H10V171H9V173L10 174H6L2 179V181L0 182V186H1V184L3 185L6 181H8L15 173H16V171H18V169L17 168H20L21 169V167L24 165V161L23 162H21ZM8 162H5V165L4 166H6L7 164H8ZM163 162V163H162ZM175 162V163H174ZM7 163V164H6ZM23 163V164H22ZM145 163L147 164V165H149V167L148 166H146L145 165ZM236 163H237V165H236ZM22 164V166L20 167V165ZM26 164V163H25ZM144 164V165H143ZM183 164V165H182ZM189 164V165H188ZM234 164V165H233ZM135 165H137V166H135ZM144 167H143V166ZM153 165H154V167H153ZM162 165V167H160ZM236 165V166H235ZM14 166L16 167L15 169H14ZM142 166V167H141ZM150 166H152L151 168H150ZM187 166V167H186ZM58 167H61V166H58ZM138 167V168H137ZM146 167H147V169L148 170H146ZM213 167H215L214 169H213ZM9 168V165L8 166H6V167H4L3 169L5 170H7ZM57 168V167H56ZM62 168V167H61ZM106 168H110V165H107L106 167H105V169ZM153 168H155V169H153ZM157 168V169H156ZM15 171H14V170ZM149 169H150V173H149ZM151 169H153V170H151ZM160 169V170H159ZM205 169V170H204ZM238 169V170H237ZM54 170H56L55 168H54ZM60 170V169H59ZM59 170H58V168H57V170H56V173H60V174H64V172H62L61 170V172H59ZM107 170V169H106ZM155 170H156V172H155ZM201 172H200V171ZM58 171V172H57ZM140 173H139V172ZM153 171V172H152ZM159 171V172H158ZM236 171H239V172H237V173H239L238 174V176H237V173L236 174H234V175H232L233 173H235ZM13 172H15V173H13ZM52 172H54L53 170H52ZM151 172H152V174H151ZM158 172V173H157ZM199 172V173H198ZM212 172H214V171H212ZM211 172V173H212ZM55 173V172H54ZM54 173H52V174H54ZM56 173H55V176H56ZM104 173V172H103ZM156 173V174H155ZM159 173H161V174H163V175H161V174H159ZM230 173H231V175H230ZM259 173H261V175H262V177L260 176H258V174ZM159 174V175H158ZM168 174V175H167ZM202 174V175H201ZM207 174V175H206ZM58 175V177H59V174H57ZM62 175H60V177L62 176ZM142 175H144V176H142ZM152 175V176H151ZM157 175V176H156ZM197 175V176H196ZM206 175V176H205ZM252 175H257V176H254V177H259V179L262 181H260L261 183H259V185L258 186H260L259 188H258V186H256V184H254L253 186H256L258 189H256V187L254 188L253 186V188H254V190H253V188H251V193H256V194H258V195H262L259 199H257V198H254V195H255V197H256V194H251L250 193V189H246V191H244L246 194H247V192H248V190H249V193L247 194V195H245V193L243 192L242 193V196H244L243 198L244 199H242V200H246V198H247V200L246 201H248V206H247V208H252V210H255V212L254 211H251V210H248L247 208H245V209H247V210H244V212H243V210L242 211H235V212H237V215L238 216H235V212H234V210L232 211V209H228V210H226L227 208H231L232 207V205H234L235 204V201H233L232 199H234V198H232L231 200H232V202L230 201L229 203L231 204V206H230V204H229V206H228V204H227V202H226V207H223L224 205L222 204V203H224L225 201H226V198H227V196H225L226 194H229V192L231 193V191L233 190V189H235V188H237V187H239V186H241L243 183H244V181L246 180V178H248V177H250L251 176V178L253 177ZM54 176V175H53ZM152 178H151V177ZM201 178V179H199V177ZM230 176H233V177H231L230 178ZM41 177H43V176H41ZM41 177H39L38 178V182H41L42 180H43V178H41ZM57 177V176H56ZM171 177V178H170ZM4 178H6V179H4ZM143 178V179H142ZM162 178H164V179H162ZM197 178V179H196ZM256 178V179H257ZM40 179V180H39ZM141 179H142V181H141ZM146 179V182L144 181ZM158 179V180H157ZM199 179V180H198ZM245 179V180H244ZM250 179V178H249ZM258 179V180H259ZM140 180V181H139ZM169 180V181H168ZM226 180H230V181H232V182H230V181H226ZM248 180V179H247ZM246 180V181H247ZM258 180L256 181V183L258 182ZM89 181H90V183L92 184L93 182H94V180L92 181V179H89ZM92 181V182H91ZM139 181V182H138ZM197 181V182H196ZM225 181H226V183H225ZM243 181V182H242ZM4 182V183H3ZM138 182V183H137ZM161 184H160V183ZM219 182V181H218ZM237 182V183H236ZM242 182V184L241 185H239V183H241ZM146 183V184H145ZM158 184L157 186H156V184ZM194 183H195V185H194ZM223 183H224V185H223ZM235 183V184H234ZM142 184V185H141ZM238 186H237V185ZM258 184V183H257ZM263 184V186L262 187H264V183H262ZM140 185V186H139ZM144 185H146L145 187H144ZM194 185V186H193ZM223 185V186H222ZM231 185V186H230ZM233 185H235V186H233ZM138 186V187H137ZM152 186V187H151ZM163 188H161V187ZM165 186V187H164ZM171 186H172V188H171ZM177 186V187H176ZM185 186V187H184ZM211 186V185H210ZM218 186H219V188H218ZM147 187H148V189H147ZM156 187V188H155ZM188 189H187V188ZM232 187V188H231ZM251 187V186H250ZM249 187V188H250ZM144 188V189H143ZM169 188H171V189H169ZM213 189V191H210V192H208L209 190H212ZM143 189V190H142ZM161 189V190H160ZM166 189V190H165ZM184 189H186V190H184ZM206 189H209V190H206ZM262 189V188H261ZM142 190V191H141ZM147 190V191H146ZM190 190V189H189ZM263 190H264V188H263ZM140 191V192H139ZM152 191V192H151ZM168 191V192H167ZM229 191V192H228ZM26 192H28V191H26ZM25 192V193H26ZM149 192V193H148ZM181 192H185V194H184V196L182 197V195L183 194H181ZM226 192H228V193H226ZM146 193H148V194H146ZM204 193V194H203ZM207 193H209V194H207ZM259 193H261V194H259ZM27 194V193H26ZM26 194H24L25 196H26ZM101 194V193H100ZM142 194V195H141ZM181 194V195H180ZM188 194V193H187ZM244 194V195H243ZM250 194V195H249ZM24 195L22 196V197H24ZM102 195V194H101ZM144 195V196H143ZM207 195V196H206ZM252 195V196H251ZM257 195V196H258ZM143 196V197H142ZM172 196V197H171ZM175 196H176V198H175ZM247 196V197H246ZM248 196H250V198L248 197ZM142 197V198H141ZM150 197V198H149ZM181 197L183 198V205H180V203H181V201H182V199H181ZM186 197V201L184 200V198ZM192 198V199H189V198ZM196 197V196H195ZM239 197H241V196H239ZM237 198L236 199V197H235V199H236V201H238V199H240V198ZM252 197V198H251ZM169 198H171V199H169ZM205 198H207V199H205ZM225 198V199H224ZM242 198V197H241ZM263 199L262 201H259L260 199ZM25 199V197L24 198H19L18 199V201L20 202V200L21 201H23ZM168 199V204L169 205H167V206H165V207H163V205H164V200H167ZM180 199H181V201H180ZM191 201V203L189 202V200ZM234 199V200H235ZM249 199H253V201H255L256 199V201L257 202H253L252 203V205L250 206V204H251V200H249ZM66 200V201H65ZM65 200H63V203H62V207L64 206L65 207V205L67 204V206H66V208H64V212H66V214L65 215H63V208L62 207H60L59 209L62 211V212H60V210H58V211H54L53 213H52V220L55 222L56 220L59 222V223H61V224H59V223H57V221L55 222V225L53 226V223H49L48 225L47 224H45V226H44V224H42L43 226H42V228L44 227V228H46V225L48 226L47 228L49 229V227L51 226V224H52V226H53V229L54 228H56L57 226H59V225H62V224H65L64 223V221L65 222H67L69 219H71V218H73L74 216H75V213H74V211L73 210H71L70 209V207L68 206V204L70 205V203H71V198H65ZM140 200V201H139ZM195 202H193V201ZM225 200V201H224ZM241 199L238 201V203H240L241 201H242ZM67 202V203H65V202ZM249 201H250V203H249ZM260 203H259V202ZM18 202V203H19ZM70 202V203H69ZM172 204H171V203ZM244 202V201H243ZM64 203H65V205H64ZM175 203V204H174ZM177 203V204H176ZM256 203V204H255ZM257 203H258V205H257ZM152 204V205H151ZM182 204V203H181ZM188 205V207H186L185 205ZM222 204V205H221ZM236 204H237V202H236ZM255 205V207L254 208H256V209H253V207L252 206H254ZM158 206H159V208H158ZM172 206V207H171ZM181 206H183V207H185V208H181ZM219 206H222V207H220L219 208ZM250 206V207H249ZM152 207V208H151ZM157 208L156 209V212H153V213H151L150 211L151 210H153V208ZM206 207H207V209H206ZM67 208H68V210H69V212H67V211H65V210H67ZM154 208V209H155ZM177 208V209H176ZM179 208H180V210H179ZM219 208V210L221 211H219V210H217L218 212H219V214H217V211H216V209H218ZM223 208L228 212L229 211V214L230 215H226L225 213H227L226 211H225V213H224V211H223ZM260 208H263V209H260ZM128 209V210H127ZM181 209L183 210V211H181ZM201 209V210H200ZM7 210V211H6ZM6 210H4V211H2L1 213H2V215H4V214H8V209H6ZM158 210V211H157ZM212 210V211H211ZM216 211L215 213L217 214H215V213H210V212H214V211ZM167 211V212H166ZM222 211H223V213H224V218H223V213H222ZM247 211H249V213L247 212ZM123 214H122V213ZM234 213L233 215L231 214V213ZM246 213V214H243V213ZM58 213V214H57ZM61 213H62V215H61ZM73 213V214H72ZM112 213V214H111ZM126 213V214H125ZM161 213V214H160ZM163 213V214H162ZM195 213V212H194ZM193 213V214H194ZM206 213V214H205ZM240 215H239V214ZM55 214H57V216L55 215ZM113 214H114V217L113 218H111L112 216H113ZM120 214L122 215V216H120ZM151 214V215H150ZM208 214H211V216L210 215H208ZM216 215V217L214 216V215ZM228 214V213H227ZM263 214V215H262ZM74 215V216H73ZM108 215H110V216H108ZM208 215V216H207ZM241 215H243V216H241ZM251 215V216H250ZM255 215V216H256ZM56 216V217H55ZM69 216V217H68ZM107 216L109 217L108 218V220H107ZM117 216V217H116ZM118 216H119V218H118ZM125 216V217H124ZM130 216V217H129ZM193 216V215H192ZM206 216V217H205ZM212 216H214V217H212ZM217 216H221L222 217V219H219V217H217ZM231 216H233L235 219H233V218H231ZM249 216L251 217V218H249ZM165 217V218H164ZM199 217V218H198ZM209 217H211V219L212 218H215L214 219V223H211V219L209 218ZM122 218V219H121ZM124 218V219H123ZM163 218H164V220L166 219V221L165 222H167V224H165V222L164 221H162L163 220ZM216 218H218L217 220H216ZM262 218V220H264ZM55 219V220H54ZM115 219V220H114ZM209 219V220H208ZM228 219H230V220H228ZM237 219V220H236ZM106 220H107V222H106ZM120 220V221H119ZM198 220V221H197ZM203 220V221H202ZM213 220V219H212ZM218 220H220V221H218ZM232 220H236V222L234 223V221H233V223H231L232 222ZM61 221V222H60ZM119 221V222H118ZM124 221V222H123ZM207 221V223H206V226L208 227V229L210 228V230L212 231V233H213V229H214V233L212 234V235H210V237H209V239L207 240V239H205V238H207L206 236H208V234H210L211 232H210V230H209V232H208V234L206 233L207 231H206V229H205V223L204 222H206ZM216 221V222H215ZM226 221H228V222H226ZM104 222V223H103ZM161 222L163 223V224H165V227L167 226V228H165L164 227V225H163V228H162V225H161ZM188 222V223H189ZM201 222V223H200ZM103 223V224H102ZM110 223V224H109ZM122 223V224H121ZM209 223V224H208ZM105 224H107V225H105ZM121 224V225H120ZM192 224V225H191ZM208 224V225H207ZM261 224H263L264 225V222H262ZM40 224L38 223L37 225H35V226H33V227H31V229H30V227H28V228H26L25 229V231H24V234L25 235H27L28 233H36V235H38V237H40L41 236V234H42V232H44L45 230L44 229H42L40 226H39ZM113 225H114V227H113ZM159 225V226H158ZM161 225V226H160ZM36 226H39V227H36ZM52 226L50 227V228H52ZM106 226V227H105ZM201 226H203L202 228H201ZM220 226V227H219ZM78 227V226H77ZM102 227V228H101ZM107 227H109L108 229H107ZM120 227V228H119ZM194 227H198V229L197 228H195L194 229ZM215 227H218V230H217V228H215ZM40 229L41 228V230H39V231H41V232H38V230H36V229ZM46 228V229H47ZM105 228V229H104ZM160 228H162L161 229V233H159V231L158 230H160ZM185 228H186V230H187V232L185 231ZM200 228L203 230V228H204V231H205V233L201 230V232H200ZM220 228V229H219ZM236 228V227H235ZM28 229H30V231H28L27 232V230ZM46 230L47 232V234L45 235V234H43L42 236L45 238L46 236L48 237V234H50V232L49 231H51V229H49V230ZM52 229V230H53ZM57 229V228H56ZM75 229H77V228H75ZM100 229H102L101 230V232H100ZM107 229V230H106ZM155 229V230H154ZM158 229V230H157ZM164 229H166V231L164 230ZM196 229H197V233H194V235L192 234L193 232H196ZM207 229V230H208ZM43 230V231H42ZM152 230H154L153 232H156V233H153L152 232ZM162 230L164 231V232H162ZM191 230H195V231H191ZM215 230H217V232L215 231ZM220 230H222V231H220ZM234 231H235V229H233ZM32 231V232H31ZM86 231H82V232H79L77 235H78V238L76 239V240H74V246L73 245H71V248H73L74 250H75V247L77 246V244L79 243V241H82V239H83V241H85V242H87V240H89L88 238V234H84V233H86ZM96 231V232H95ZM99 231V232H98ZM106 231V232H105ZM186 232V234H185V232ZM199 231V232H198ZM233 231V232H234ZM38 232V233H37ZM104 234H103V233ZM148 232V233H147ZM151 232V233H150ZM169 232H168V235H169ZM192 232V233H191ZM220 232V233H219ZM229 232H231V233H229ZM248 232H250V233H248ZM27 233V234H26ZM41 233V234H40ZM45 233V232H44ZM95 233V234H94ZM99 233H102V234H100L101 236H99L98 234ZM107 233V234H106ZM108 233H110L109 235H108ZM113 233V234H112ZM199 233H201V235L199 234ZM206 235H204V234ZM218 233V234H217ZM248 233V235H250V236H248V235H246ZM247 233H246V231L245 232H243L242 233V235L245 237V235H246V237L244 238L243 236L242 237H238L236 240L237 241H235V244L237 245H235V244H233V247H232V250H229V251H226V253H230V255H229V253L227 254V256L226 255H224L225 257H228V255H229V257L228 258H226L225 259V257L223 258L224 260L223 261H220L219 263H218V261H217V263L218 264H248L249 262V264H252V262H251V260L252 261H254L255 262V264L257 263V262H263V260L262 259H260L259 257H261V258H264V235H262L263 233H264V231L262 232V233H260V235L259 236H257L258 237V239H255V238H257L256 236H255V234L254 235H252L253 234V232H251L250 230L248 231L247 230ZM40 234V235H39ZM96 234L98 235V236H96ZM115 234V235H114ZM159 234V235H158ZM178 235V237H177V235ZM185 234V235H184ZM189 234V235H188ZM199 234V235H198ZM203 234V235H202ZM85 235H86V237H85ZM112 235V236H111ZM170 235H171V233H170ZM196 235V236H195ZM199 237H198V236ZM224 235H225V237H224ZM24 236V235H23ZM22 236V237H23ZM41 236V237H42ZM96 237V239H95V237ZM110 236V237H109ZM187 236V237H186ZM191 236V237H190ZM192 236H194V239L192 238ZM200 236L201 237H203V236H205V237H203L202 239L205 241H203L202 239H201V242H199V241H196V240H198L199 238H200ZM221 236V237H220ZM253 238H252V237ZM22 237H20V239H22ZM25 237V236H24ZM42 237V238H43ZM98 237V238H97ZM104 237H106V239L104 238ZM111 237H114V238H112V239H110ZM147 237H148V239H147ZM157 237H156V239H157ZM159 237H158V239H159ZM180 237V238H179ZM198 239H197V238ZM224 237V238H223ZM249 237L251 238V239H249ZM263 237V238H262ZM27 237H25L24 239L25 240H20L19 238H17V240H18V242H16L17 240L15 239H13L12 240V243H13V246L15 247V244L17 245L20 241H22V242H24V241H27V239H29V241L31 242L32 240L30 239V238H27ZM116 238V239H115ZM155 238V237H154ZM153 238V239H154ZM195 238H196V240H195ZM221 238H223V239H221ZM93 239H94V241H93ZM97 239H101L102 241H104L106 244H107V246H105V245H103L104 243H102L100 240L98 241ZM178 239V240H177ZM185 239V240H184ZM193 239V240H192ZM213 239V240H212ZM225 239H227V238H225ZM240 239H244L243 241L244 242H247V243H250V244H246V243H243V241L242 240H240ZM247 239H249L248 241H247ZM254 239V240H253ZM77 240H78V243L76 244V242H77ZM147 240V241H146ZM159 240H162L163 241V239L161 238V239H159ZM177 240V241H176ZM183 240V241H182ZM194 240H195V242L197 243V242H199V244L197 243H195L194 242ZM238 240H240V241H242L241 242V244L244 246L245 244L246 245H248V246H246L245 245V247H243L241 244H240V242H238ZM252 240V241H251ZM255 240H256V242H255ZM257 240H258V242H259V244H258V242H257ZM13 241H15V242H13ZM25 242V244H28V247H29V245L31 244V243H33V242ZM76 241V242H75ZM92 241H93V243H92ZM111 241V242H110ZM136 241V242H135ZM185 241V242H184ZM223 243H222V242ZM226 241V240H225ZM10 242H11V240H10ZM9 242V244H11L12 245V243H10ZM22 242H20V244L22 243ZM145 242V243H144ZM160 242V241H159ZM168 242V243H167ZM183 242V243H182ZM187 242V243H186ZM204 242V244H202V245H200L201 243H203ZM237 242V243H236ZM30 243V244H29ZM110 245H109V244ZM113 243V244H112ZM171 243V244H170ZM173 243H174V245H173ZM177 243V244H176ZM179 243V244H178ZM186 243V244H185ZM225 246V247H221L220 245H222V244ZM238 243H239V246H238ZM252 243V244H251ZM8 243L5 245V247H3V248H1L0 249V251H2V252H7V251H9L10 249H11V245H9ZM25 244H21V245H25ZM145 244V245H144ZM176 244V245H175ZM193 244H195L196 245V247H197V245L200 247V246H202V248H199V249H197L196 247H195V249H194V247H192V246H194ZM255 244V245H254ZM10 247H9V246ZM19 245V244H18ZM21 245H19V246H21ZM32 245V244H31ZM34 245V244H33ZM32 245V247L34 248V246ZM76 245V246H75ZM109 245V246H108ZM218 245H219V247H221L222 248V250L220 249V250H217V247H218ZM240 245H241V247H240ZM251 245V246H250ZM263 245V246H262ZM19 246H18V248H19ZM73 246V247H72ZM126 246V247H125ZM172 246V247H171ZM182 246V247H181ZM183 246H185L184 247V249L186 250H184V249H182L183 248ZM234 246L236 247V248H234ZM110 247V248H109ZM128 247H130V248H128ZM187 247V248H186ZM219 247H218V249H219ZM238 247V248H237ZM239 247L241 248V250H239ZM246 247H247V250H246ZM249 247V248H248ZM251 247V248H250ZM258 247H260V248H258ZM21 248V247H20ZM23 248V249H22ZM21 249L22 250H20V249H18V251H19V253L17 252V253H15V254H12V255H9V260H11V262H12V260H13V262H15L16 264L18 263L17 261H21V259H22V257L24 256L23 254H25V253H23L24 252V250H25V252L27 253L28 251H30V250H32L33 248H31L30 249V247L29 248H27V246H23ZM70 247L68 246L67 247V250L65 249L64 250V253H65V255H63L64 253H63V250L62 251H60L59 253H58V255H63L64 257H62V256H58V257H60L61 259L63 258V260H64V258H67L66 259V262L67 263H65V264H77L75 261H72L71 262V260H68V259H71L72 258V254H74L73 252V250H71L70 251V249H69ZM105 248V249H104ZM123 248V249H122ZM225 248V249H224ZM258 248V249H257ZM262 248V249H261ZM4 249V250H3ZM7 249V250H6ZM64 249V248H63ZM102 249V250H101ZM122 249V250H121ZM134 249V248H133ZM163 249H166V250H164L163 251ZM181 250V254H178L177 255V253L179 252L180 253V250ZM196 249L199 251L198 253L196 252ZM256 249V250H255ZM95 251V252H92V251ZM98 250H99V253H98ZM130 251V252H128L127 253V251ZM172 250V251H171ZM195 250V251H194ZM215 250V251H214ZM217 250V251H216ZM234 250H236L235 252L236 253H233V251ZM20 251H23V252H20ZM70 251V252H69ZM101 251V252H100ZM121 253H120V252ZM157 251V252H156ZM196 252V254H193V252ZM214 251V252H213ZM231 251V252H230ZM237 251H239V252H237ZM245 251V252H244ZM248 251V252H247ZM260 251V252H259ZM63 254H62V253ZM68 252V253H67ZM123 252V253H122ZM151 252H152V254H151ZM247 252V253H246ZM256 252V253H255ZM61 253V254H60ZM115 253V254H114ZM117 253V254H116ZM190 253V254H191ZM213 253H215V254H213ZM221 253V252H220ZM225 253V254H226ZM250 253V254H249ZM20 255V257H19V255ZM23 256H22V255ZM69 255V256H67V255ZM72 256H71V255ZM93 255V256H90V255ZM103 254V255H102ZM159 254V255H158ZM105 255V256H104ZM158 257H157V256ZM183 255V256H184ZM67 256V257H66ZM96 256H97V258H96ZM111 256H112V258H111ZM120 256V257H121ZM124 256V255H123ZM189 256H190V258H189ZM246 256V257H245ZM251 256H252V258H251ZM258 256V257H257ZM13 257V258H12ZM69 257V258H68ZM92 257H93V259H96L95 261H92L93 259H92ZM95 257V258H94ZM99 257V258H98ZM244 257V258H243ZM20 258V259H19ZM49 259H47V258H45L44 260H40V261H38L37 263H35V264H39V263H42V264H44L43 262H45L46 264H52V262L54 263V261L52 260V259H55V257H48ZM51 258V259H50ZM90 258H91V260H90ZM149 258V259H148ZM243 258V259H242ZM60 259V260H61ZM98 259V260H97ZM228 259V260H227ZM232 259V260H231ZM247 259V260H246ZM257 259H260V260H262V261H258ZM7 261V263L6 264H9L8 262H10V261ZM15 260V261H14ZM48 262H47V261ZM51 260V261H50ZM63 260H62V262L61 261H58L57 262V264H60V262H61V264L63 263ZM102 260V261H101ZM151 260H153V261H151ZM179 260V261H178ZM193 260V261H192ZM201 261V263H200V261ZM244 260V261H243ZM42 261V262H41ZM65 261V260H64ZM68 261H70L69 263H68ZM88 261V262H87ZM91 261V262H90ZM109 261V262H108ZM10 262V263H11ZM12 262V263H13ZM94 262V263H93ZM99 262V263H98ZM102 262V263H101ZM108 262V263H107ZM165 262V263H164ZM227 262V263H226ZM235 262V263H234ZM245 262V263H244ZM254 262H253V264H254ZM11 263V264H12ZM155 263V262H154ZM211 263H209V264H211ZM216 263V262H215ZM216 263V264H217ZM145 264V263H144Z\"/></svg>","mask_w":264,"mask_h":264}]
</instances>
